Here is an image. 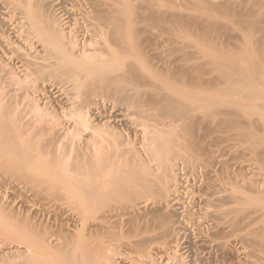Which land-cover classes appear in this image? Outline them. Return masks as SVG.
Wrapping results in <instances>:
<instances>
[{
	"label": "bare ground",
	"instance_id": "1",
	"mask_svg": "<svg viewBox=\"0 0 264 264\" xmlns=\"http://www.w3.org/2000/svg\"><path fill=\"white\" fill-rule=\"evenodd\" d=\"M10 1L11 0H9V2H7L9 4L8 6L9 7L12 6V9L17 8L19 10V13L17 12L18 10H15V9L12 12L11 7L9 8L7 6L8 10L9 9L11 10L10 11L11 14L15 13V12H17V15L21 14L22 12L20 13V9L22 8V10H21V11H23L22 15L26 19L24 18L25 19L24 20V24H21L23 22V19H21V18H23V17L18 15V18H16L14 21L17 22V25H18V20L17 19L20 18L21 20H19V21H22V22L19 23V26H16L15 23H13V21H11V23L8 22V21L11 20L10 18H13L15 15L12 14L13 17H11L10 16L11 14L8 13L9 17L7 18L8 14L4 15L5 12H6L5 11L4 14L2 13V15H4V16H2V15L0 16L1 18L3 17L5 20L7 18V20H8V21H5V22H7V24L3 22V26H4V24H6V26H8V23L10 25L13 23L14 25L13 24L12 25L14 27H19L20 28V30L18 32H21L22 30L26 29L27 26H29L27 28V32L29 31L28 32L29 33V35H28L29 38L27 37L26 40H23V39L26 38L25 36H27V34H26L27 32L25 33L26 35L24 34L25 31L22 32L24 34V36H23L22 33L21 34L19 33L22 37L18 33L14 34V35L17 34L16 35L17 40H19V38H20V40L22 39V41H24L26 45L28 43L27 40H30L29 42L31 44L32 43H36V41H37L36 46L38 45V42H39V44L43 42L44 45L40 44V48L42 49L43 46H47V45H45V42L52 43V44L48 43L50 46L48 45L47 47H43L45 49H42V50L40 49L41 50L40 52H42V51L44 52V50H45V52L47 53V55H46L47 57L45 56V53H44L45 57L43 56V58H44L43 61H45V62H43L41 60L42 56L39 55L40 52L37 53L39 51L38 47L35 48L36 50L34 49L35 52L37 51L36 53L38 54V56H37V54L35 52L30 51L31 54L35 53V55L34 54L32 55V56H34V58H35V56H36V58H38V59H36V58L33 59V62H37L39 60V58H40V61H42L41 62L42 64H40V62L38 63L39 66L36 63H34L35 66H33V64H32L33 62H32L31 64H32L33 67H30V68H34V67L37 66V68L39 70L43 69V71L40 70V71H42V72H40L41 74L39 73L40 76H42V73H43V75H45L44 74L45 71H47V74H49L53 70L51 75L54 72L57 73L53 77L57 78L59 76L57 79L59 80V78H61V80L60 81L57 80V84H58V82H60V83L57 86H56V84L53 85L52 82L50 84V81H48L49 83H47L46 82L47 80L45 81V79H44L47 74L45 76L41 77V78L44 77L42 82L43 83L46 82L47 86L49 84L50 87L53 85L52 88H54V86L58 87L60 85L61 86L60 87L61 90H62V87L63 88L66 87L65 85H69L68 89H70V88L72 89L73 94H72L71 91H69V92H71L72 95L69 94V92H67L68 91L67 88L63 89V91L67 90L66 92L65 91L62 92L60 90H57V88H56L57 93H59V92L63 93V94L64 93H68L67 96L65 94H64L65 96L63 94H61V95L64 96V98L68 97V96H72L73 97V95L75 94L74 97L77 99V102H78V99L81 100V102L78 104L79 105L78 108H77V106H75L76 105V99L74 97H73V99L75 100V102H74V100L72 101V99L70 97H68V100L66 101L68 103L63 102V104L66 103L67 106H68L69 102H70V104H71V102L75 103V104L72 103L71 106L69 104V106H70V108L72 106H73L72 108L76 107V109L78 111L77 110L75 111L72 108H71L72 110H68L67 111L69 114H71L70 112H73V114H75V115L72 114L73 116L71 115L73 117V119L71 117V119L73 121H75V118H77L78 115H79L80 119L82 117H83L82 119H84L82 121V119L80 120L79 118H77L80 121V123H82V125H80V123H79V125L82 126V127L81 128L79 127L78 129L74 128V129H76L75 131H78L77 135L79 137L75 135L76 132L74 133V129L73 130H69L70 134H68V132H65V134H68V137H69L71 135V133L73 132L72 134L75 135V136H73L74 139L77 137L76 140H78V138L80 139V137H81L80 135H82V133H83V132H81V130L79 131V129H82L84 127L86 129L90 128L91 130H93V132L91 133V132L87 131L88 137L91 136L90 133L92 134V136L90 138H88V137L86 138V139H91L90 140L91 144L88 142V145H87L86 142H85V144L82 145V147H85V145H86V148H83L84 150L80 149L81 148L80 147L81 144H79L80 146L78 145L76 147V140L74 141L73 137L71 138V139H73L72 140L73 142H69L68 143V141L62 140L64 142H66V143H63V142L59 143L60 142L59 141V142H57L58 144L55 145L56 143L54 144L53 143L54 141H49L48 139H46L47 137L44 136L45 133H44V135L41 136V134H43V133L41 132V134H40V132H38V130L39 129L41 130V128H42V122H47L46 119H48L49 117L45 116L44 113L46 112V114H47V112L49 111L50 108L48 109V111H47V109L45 110V108H48L47 107L48 101L46 103L44 102L45 103V107L41 106V109L43 107L44 108L43 110H45V111L42 110L44 112L43 113L44 116H43V114H42V116H43L44 119L46 117L45 121L44 120L42 121L43 118L40 116V113H41V110H39L40 108L39 109H38V107L35 108L37 106L36 101H33V103L35 102L34 104L31 103L32 100L34 99V97L31 96V97H33L32 100H31V97L29 98V101H28V99H26L27 101L25 100V98H28L30 95H32V94H30V92L32 93V92H34V90L30 91V89L28 90L26 88L29 91V95H28V92L24 91L25 87L22 88V84H20V86H21V89H20L19 82L20 81H21L20 83L24 82L26 84V86H27L28 83L26 81H28L29 78L33 76V75L30 76V73L32 71H34V70H30V73L28 72L30 77H27L28 73L27 72L25 73L24 71L25 70L28 71L30 69L28 65L31 66V64L28 63V62H31L32 60L26 58L28 60V62L27 61L26 62H22L23 59H20V63L22 62L23 64L22 63L21 64L18 63V65L20 64L19 66H21V65L23 66V67L21 66L22 67L21 69L19 68L21 71L23 69L22 74L19 72V73L14 74V75H16L15 78L17 77L18 74L23 75L25 73V75H27L24 78L21 77L23 79V81L20 78L21 75L18 76L19 77L18 80L16 79L17 81H19L18 84H16V87H17V89L19 87L20 92H21L22 89H24V90H22L23 93L22 92L20 93L19 89H18V91L16 89L15 90H11V93H9L10 91L6 92L7 89L9 90V88H6V86H11L12 89H13L15 87V84L13 85V82H11L13 78L11 76L8 77V75H7L8 78L11 77L12 79L10 78V80H11L10 81L7 78L8 81L6 82V84L10 83L11 85L10 84L6 85L5 84V80H4V79H6V77L5 78L2 77V74L0 73L1 74L0 77L2 78V80H4L3 81L4 82L3 85H5L4 87L6 89V90L5 89L3 90L2 88H4V87L0 86L1 87L0 90L2 89L1 92H0L1 93L0 95L2 96V93L5 94V97H4L5 99H6L7 93H8L9 96H11L14 91H17L16 93H18V95L19 94L27 95V96H24L25 97L24 100H23V98L21 99V97H18L19 99H21L19 102H21V101H22L21 103L24 102V105L27 103L26 107H24L23 104H22L23 105L22 106L19 102H17L19 99H17L16 98L17 96L14 95V97L17 99L15 104L19 103L18 105H16V106L19 107V108L18 107L17 108L20 109L21 107H24V109L26 108L25 111L27 110L28 112L31 109V108L28 109L29 108L28 105H30V104L31 105H36V106H33L32 109L35 108V112L38 111V113L37 112L35 113L34 110H33L31 113L33 114V112H34L35 114H33L32 117H31L32 119L31 118L30 119L34 120V118H33L34 115H35V117H36V115H39V118H37V119L39 121H41V124L39 123V121L36 122V120H37L36 118H35V122L34 121L32 122L31 120L29 121L28 116L30 117L31 113L27 114L28 115L27 116L26 112L23 111L24 110L23 108H21V110L23 109L22 111H20V110L18 111L16 106L14 108L12 106L13 109H11L10 107L7 108V105H5V107H4V103H3V105L1 103L5 99H3V97H2V99H3L2 100L1 97H0V101H1L0 102V173H3L5 176L7 175V177H8L7 179H10L9 176H8V175H10V177H11L10 180L12 181L11 184H13L15 186L17 185V187L18 186H22L23 188L25 187L24 190L27 193H28V190L31 193H34V191L36 190L35 192H37V193H35V194L37 195L39 191H37L38 188L37 189H35V188L38 187V186H35V188L33 187L32 189H30V186H33V185H36V184L37 185L39 184V187L43 188L42 192L45 195L47 194L46 197L48 196V199H45V195L41 192V189H40V192L42 193V195L44 197V199L43 198L42 199L45 200V201L42 200V202H41L40 201L41 200L40 197H39L38 201L37 200L34 201L33 199H35L34 198L35 194H31V195H34V197L31 196V195H30L31 197L28 196V198L29 197L30 198L33 197V198L32 199L29 198V200H27V201L30 202L29 203L30 205H31V203H32V205H35L33 203V202H35L37 204L36 206L38 207V209H42V211L39 210L40 211L39 212L36 206L35 207H36V210H37L38 214L35 213L36 212L35 209H34L35 211L31 210L32 213L30 211H29V213H27L26 211H28V209L26 211L24 210L25 211L24 212L25 215L27 214L28 216H29L30 213H31V215H33V212H34L35 215H33V216L36 218V221L38 219V223L37 224H41L43 222L42 220L47 218V216H46V218L41 219L39 221L40 217H44V216H41L39 213L43 214L45 212L44 211L45 209H48V210L50 209V212L48 210H46V213L47 212L51 213V214H49L48 217H50L53 214L52 212H56L55 209L57 207H59V206H60L59 208H60V212H61V209H62L61 205L62 204H60V203H65L63 205L64 206H68V207H63L64 210L62 209V214H64L63 211H65V209H69L68 211L67 210L65 211L68 214V212L70 211V208H71L70 212L72 213L74 211L75 214L73 213L74 215H71L70 212H69V216L75 217V219L78 220L77 222H80V223L82 222L83 223V221H84V223H85V221L87 219L88 220L89 219H94L93 221L95 223L92 222L93 225H91V226L89 224V222L91 220L89 222H86L85 225H83L81 223L83 225L81 228H83L84 226L87 227V225H88V227L86 228L87 230L89 228L88 231L87 230L84 231L83 229H81V231H80L81 224L79 225V229H78L77 226H76V224H77L76 223L73 228H76L75 230L78 229L79 231L78 230H77V232H75V230L71 231V232H74V234H71L70 230H69V232L67 231L68 229H72L73 230L72 227L68 228V227H70V225L72 223L69 224V226H68V223H67V228L68 229L66 228L67 230H65V231L68 232V233H66V236H61L60 235L58 237L60 239L57 242H55V239H54V241H52L53 239H51V238L47 237L48 239H46L45 238L46 235L43 236L44 235L43 234L44 230L46 229V228H43V226H42L43 224L41 225L42 226L41 228H43V232H42L41 231L42 229L40 230V228H38L40 226L37 225L38 226L37 227L35 225L36 224L35 221H34L35 224H33V221H32V224H31L30 221H28L29 219L31 220V217L30 218L28 217L27 223L25 222V224H24V226L27 228L26 229V228L22 227L23 226L22 219L25 220L24 217L27 218V216H25L24 213L21 212L23 218L20 217L22 219H20V218L17 219L19 216L17 215L18 217L17 218L15 217L16 214H14V212L12 211L13 208H12V210H10L11 208H9V211H8L7 210L8 206L4 205L5 207H7V209H6L7 210L6 217L9 216L8 214H11L12 217H11V215L8 218L3 216V215H5L4 211H6V210H5L4 207L0 208L1 209L0 211L3 213V214H0V220H1V222H0V224H1L0 225V229H1L0 234H1V236L5 240H7L9 238H10L9 240H12L13 236L15 235V233L19 232V234L20 233L21 234L17 235V237L19 236L21 238V235H22V238L26 237L29 241L31 240V242L29 243V246H28V244L27 245L24 244L23 247H25V249H26L27 246H28L27 249H30L32 253L28 254L30 252L29 250H27V251H29L28 253H25L27 251L24 252V250H23L20 255L18 254L20 256V258H21V256L23 257V260H21V262H19V264L20 263L27 264L29 262H30V264H111L115 258L112 257V256L109 257V254L111 255L112 253H108V252H110V251L115 252V251H113V247L116 246L117 243L121 244V246L119 245V247L116 246L117 248L121 247V249H123L122 248V246H123L124 248H127L130 251H133L134 252V256L136 254L135 252H137V253L139 252V255H141L140 253L143 254V240H144L143 237H145L144 236L145 233L146 234H147V232H148V234L155 233L154 232L155 231L154 228H156V226L161 229L163 227V225H164V227L166 229L163 227L162 229L165 230V231H163L161 229L160 230V231H162L161 233L167 232V233L171 234L173 232V231L171 232V229L174 228L173 225H170V224H173L172 221H170V220L173 217H175V215L172 213L173 214V217H172L171 216L172 214H170V213H171V211H173V209L175 210L176 203L178 202L177 201L176 203H174L175 200L179 199V198H177V196H176V199H175V195H174V193L177 192L176 189L178 188L177 186H179V185H177L176 186L177 188L175 187V190H173L174 189L173 186H174L175 181L177 179L176 180L174 179L175 181L174 180L171 181L172 177L176 178V176L173 175L174 173H171L172 174V176H171L169 171H173L172 165H173V163L175 164V162L172 163L173 160L171 161L169 157L166 158L165 157L167 155L166 153L167 152H169V153L170 152L171 153L175 152L174 154L177 157H180L182 153L183 154H187V156L190 155L193 158L197 157V150L193 146V133L196 130V127H198V126L202 127L203 124H205V126H207L208 121H209L208 120L209 117H214L215 120H216V118L219 117L218 118L219 120L217 119L218 123H216L217 126L215 125L216 126L215 132H217V133L221 132L223 125L226 123V120L223 118V116L225 115V112H224L223 108H225V106L228 104L227 103L228 100H225L226 98H225V96H223V94L226 91L229 92V94H231L232 103H234V104L238 103V94L240 93V91L244 90V91L247 92V97L255 98L257 101L260 102V103H256L255 104L256 108H264V58L262 59V58H260L259 55H256V52H255L253 44L250 41H248V40H244L242 45H241V43H240V45H237L239 47L236 46L235 49H233L232 52H230V51L224 52V50L221 51L219 49H216V50H213V51L211 50L212 52L210 50L209 51L207 50L209 53H211V54L208 55L209 59H210V60H208V61H210L208 63V65L209 66H213V70H215V72L218 73L217 76L219 77V79L220 78H222V79L219 80L218 77L216 76L217 79L212 78V80L214 79V81H215V82H212L207 77L212 72L210 70H209L210 72L208 71V73H210V74H206L205 75L208 79H206V78L204 79V77L200 78L201 77L200 75L198 77L190 76V78L193 77L192 80L189 78V80H191L190 83L192 82L191 84H194L193 86H195L196 88L197 87L199 88V90H198V88L194 89L195 87L191 86V90L194 89V91L192 93V91H190V88L189 89L187 88L188 86L190 87L191 84H189V82L186 81V80H188V79H186V76H188V74H190L191 72L193 73L192 75H196L194 71H196L197 69L195 70V68H193V69L191 68V67H195L194 65L191 66V67H190V65H187V66L190 67L189 69H190L191 72L189 71V69H188V72H190V73L186 72L187 71L186 70L187 66H185V65L188 64V62L190 60H188L187 63L184 65L186 68L181 66L182 68L185 69L184 70L185 73L186 74L188 73V74L187 75L184 74L185 75L184 76L185 80L182 79L183 81H186V82L181 81V85H180V83L178 85L182 86V82L183 83H187L188 82L187 83L188 84L187 87H186V85L184 86V84L182 86V87H185L186 88L185 89V88H179V86H177V83L175 84L174 80H176L177 78L174 79L175 77L174 78L172 77L174 80L173 79L169 80L170 79L169 77H168L169 79L167 78V76H170V75L172 76L173 74H171V73L175 72V71L174 72H170L172 70V68H170L171 69L170 71H166V73H165L167 75V73L169 72L170 75L168 74L166 76L162 72L165 75V77L164 76L162 77L163 74H161V72L160 73L158 72L159 69L155 65H159V64H157L158 62L160 63V65H161V62L164 64L166 62L164 59L163 60L165 62H163V61L160 62V60H158V62H157L155 60L159 59V57H157L155 60H154L155 57L154 58L152 57L153 60L155 61L154 62V61L151 60L152 59L151 57H150L151 59L149 58L152 61L151 63H153V62H154V64L156 63L154 66L157 68V71L154 70L155 71V73H154L153 72V69H154L153 67L154 66H152V69H151V66H150L151 63L149 61H146L147 57H143V53H141V51L143 49L140 47L141 43L138 42L139 40L141 42V39L143 37L142 35H140V33L142 31L140 26H142L143 28H147L146 24H147L148 21L146 20V18L147 19L151 18V16L147 17L148 14L146 15V18H144L145 14H144V17L141 15V14H143L141 12V10L143 11L144 9H140V8L144 7L143 3H145V0H142L144 2H141L140 0L138 2V3H140V5H142V7L141 6L139 7L138 3H136L138 0H89L91 2L90 4L88 2L86 4H84L83 2L85 0H82L81 4L86 5V7H87L88 4L92 6L91 8H89L90 6L88 5L87 8L90 9V12L92 14V15L90 14V16H89V18L92 17L91 18L92 19L91 23H93V21H94L95 24L93 23V24H89L88 25V20L86 21V19H89L88 18L89 14H85L86 16H83L84 14L82 13V11L78 10L79 12H77V10H76V12L79 15L83 14L81 16L82 19H83V17H86V18H84L85 20L84 19L82 20L81 18H80V20H82V22L86 21L85 23L88 25V27H90V25L93 27V29L90 27V30H89V31H91L90 34H92V32H94V30H95L94 36L96 38L93 37V35H92V37H93L92 39L95 38L97 40V42L99 43V45L96 43V45H97V46H95L96 49H92V48L90 49V51H91L90 54L91 55L90 54L87 55L89 52H86V50L84 48L81 49L82 50V55H81L80 54L81 50L79 49L80 47L78 48L79 49L78 51H80V52L76 51L77 47L75 48V51H73V49H74L73 47L76 46V45H73V46L72 45H67V43H65V40L62 38L63 37L62 34H60L61 38L57 37L56 33L57 32L60 33V31L57 29V32L55 33L54 27L55 28H57V27L55 26V24H53L54 26L52 27V25L50 23L51 22L50 18L48 20L45 18V17H49L48 15L46 16V14H47L46 11L47 10L45 11L46 12V14H45L44 10H42V8H40V6L43 7V5L39 4L40 5L39 6L38 4L35 3V1L37 3H39L42 0H39V1L35 0L34 2H32L33 0L32 1L25 0L24 2H22L23 0L22 1L20 0L22 3H20L19 0L18 1L15 0V1H17L19 3L18 5L21 6V8L18 7L17 3L15 4L17 6L14 5L15 7L13 8L12 3H14V0L12 2H10ZM27 1H28V4H26ZM248 1H250V0H248ZM2 2L6 3V1L4 2L3 0H1V4H0L1 6H2ZM44 2H46V1H44ZM44 2H42L41 4H45ZM147 2H146V4H147ZM150 2L151 1H149V3ZM189 2L192 3L193 7L196 8V9H198L200 7V5H201V1L200 0H192V1H189ZM235 2H236V0H235ZM7 3L4 4L5 6H2V8L3 7L6 8ZM23 3L26 4L27 6L25 5V7H24ZM76 3H79L78 5H80V2H77V0H76ZM252 3L253 2H251V4ZM150 4L151 5H149V4L147 5L149 7H147L146 5L145 6L148 9L151 8L150 6H152V5L154 6V2L153 1ZM202 4H203V2H202ZM83 5H80V6H83ZM153 6H152V8L154 9V11H152L153 9H149L152 13H154L153 15H155L154 17L152 16L151 22L155 21V19L157 17L158 18L156 19V21L159 20L160 22H161V20L163 18H165L167 16L169 17V15H167V16L163 15V14H167L168 13L167 11H164V9H162L161 7H159V9H158L156 6H154V7ZM44 7H45V9H47L46 6H44ZM213 7H214L213 9H216L215 5ZM253 7H257V5L253 4ZM5 8H4V10H5ZM77 8L78 7L74 8V9H77ZM85 8H84V10H85ZM201 8H203L202 5H201ZM248 8L250 9V7H248ZM79 9H81V7ZM138 10H140V11H138ZM43 12H44V14H43ZM80 12L82 14H80ZM85 12L89 13L86 10L84 11V13ZM138 12H141V13L138 14ZM229 13L230 12H228V14H225L226 15L225 17L230 15ZM151 14H149V15H151ZM259 14H260V16H262L264 18V14L263 13H259ZM172 15H175V14H171L170 15L171 17H169V19L172 18ZM220 15H218L219 16L218 17V16H216L214 14L211 15V13H210L209 16L206 17L207 19L205 18L204 21H203L202 17H196V16H190V17H188V19L190 21H192V22H195V23H196V21H198V22L200 21L199 23H201V21H203L206 24V26L208 27L209 30H217L219 27H221V20L220 19L224 18L223 14L221 15L223 18H221ZM168 17H167V19H168ZM173 17H174V19L173 18L172 19H173V22L175 23V20H176L175 18H177V15H176V17L175 16H173ZM228 17H227V19H228ZM179 18H181V16L178 17L177 19H179ZM183 18L184 17L182 16V19ZM172 19H171V21H172ZM45 20H47V21H45ZM2 21L0 22V24L2 23ZM26 21L28 23V25L26 24L27 26H25ZM156 21L153 22V23H159V22H156ZM179 21H181V20H179ZM144 22H146L145 27L143 25ZM203 22L201 24H204ZM52 23H53V21H52ZM20 24H21V26L24 25V27H23L24 29L20 27ZM224 24H225V22H224ZM148 25H150L149 22H148L147 26ZM13 26H10V27H13ZM8 27L7 28L3 27V28H6L7 31L8 30L12 31V29L14 28L13 27L12 29H10ZM88 27L86 28L87 30H88ZM3 28H1V30ZM15 30L17 31V29H15ZM89 31H88V34H89ZM146 31L147 30L142 31V34H143V32L145 33ZM150 31H148V32H150ZM59 33H58V36H60ZM152 34L153 33H151L148 36H151ZM32 35H33L32 38H36L37 37L39 40L38 39H36V40L34 39V41H35L34 42L32 40V38H31ZM140 36H142V37L140 38ZM62 39H63L64 43L62 42ZM190 40L191 39H188V37H185V38L182 37L181 40L179 38L180 42L183 41L186 44L188 42H190ZM19 41H18V43L22 44V41L21 42H19ZM208 42L210 43L211 41L208 40ZM190 43H192V41ZM12 44H8V46L11 49L14 48V50L17 48V50L14 53L12 52L13 50L10 51L11 53H13V54H11V53L10 54H11L12 57H13V55H15L14 57L17 60H19L17 58L16 54H18V55H19V53L23 54L22 52H24L25 50L24 51L21 50V47L23 46L24 43L22 44V46L19 47V49L16 46L11 47ZM31 44H30V46H32ZM63 44H64V46L66 45V47H64ZM205 45L201 46V47L196 46V49L198 48L199 50L198 49L196 50L195 46H194V49L196 51H202V50L204 51L205 48H206ZM27 46L29 47V45H27ZM70 46H72L73 49ZM34 47H35V45H34ZM34 47L32 46V47H30L32 49H30V48L29 49L33 50ZM67 47H68V49H67ZM26 49H28V48H26ZM18 50L21 51V52H19ZM83 50H85V53H83L84 52ZM28 52L29 51L26 50V52H24L25 53L24 55L28 56V55H26ZM43 52L40 53V54L42 55ZM75 52H77L80 56L77 53H75ZM137 52H139V53H137ZM8 53H9V50H8ZM133 53H137L139 55H135L134 54V57H130V56L133 55ZM31 54H29V56ZM24 55H22V56L20 55L21 58H23ZM77 55H78V57H76ZM139 56H141V57H139ZM29 58H31V56ZM143 58L145 59V61H144ZM186 58L187 57H185V59ZM149 59H147V60H149ZM160 59L162 60V58H160ZM202 62L203 61H201V63ZM205 62H207V61H205ZM205 62L202 63L203 67H201L202 65L197 66L198 67L197 71H201L200 72L201 75H202V73L205 72L204 70H206L205 69L206 66H204ZM43 63H45V64H43ZM24 64H26L28 67L26 65H24ZM148 64H149V66H148ZM189 64H191V63L189 62ZM192 64H195V62L192 63ZM197 64H200V63L196 62V65ZM25 66L27 67V69L25 68V70H24ZM209 66L206 67V68H209ZM237 66H238V68H237ZM199 67L204 69V70L199 69ZM37 68H35V69H37ZM49 70H51V71L48 72ZM184 71L182 69V71L177 72L178 74L181 73V76L179 74L178 78L182 77V73H184ZM233 71L236 74H233L232 73ZM156 72L160 74V77L163 78L162 80H159L160 78L158 79V77H159L158 75L159 74L156 75ZM198 73H197V75H198ZM35 74H36V72H35ZM56 75H58V76H56ZM175 75H176V73H175ZM34 77L32 79H34ZM37 77H38V79H37ZM15 78H14V80H15ZM39 78H40L39 76H36L35 80L37 79V80H39L41 82V80ZM24 79H25V81H24ZM46 79H52V78H48V75H47ZM164 79L165 80L166 79L169 80V82L171 81V83L173 81L174 84H172V85L167 84V85H170V86H167V85H164V82H163V84L158 82V80L159 81H163ZM16 80L14 81L15 83H17ZM167 80H166V82H167ZM217 80H219V82ZM210 81H211V85H210ZM1 82L2 81L0 80V83ZM35 82L36 81L33 82V80H30V82H29L30 84L28 85V87L31 86L32 89H34L35 87L37 89V87H39V89H38L39 92L37 91V93H36L37 95H38V93H40V94L41 93L43 94V92L45 93V91H41L40 90V88L43 87V86H41V84L42 85H44V84L41 82L40 85H38L39 83L38 84L36 83L37 84L36 85ZM177 82H178V79H177ZM216 82L218 83L219 86H221L222 83H223L221 88H222V90L224 89L225 92L221 90V88L216 84ZM213 83H214V86H218L216 88H219L220 92H218L219 90L218 91L217 90H215V91L213 90L214 89V87L212 85ZM219 83H221V84H219ZM25 84H23V85L25 86ZM1 85H2V83H1ZM32 85H33V87L35 85L36 86L33 88ZM62 85H64V86H62ZM174 85H175V87H174ZM171 86H173V87H171ZM205 86L211 87L212 91L214 93L216 91H217L216 93L223 92V94L221 93V95L225 99L224 100H219L220 96L218 97L219 94H217V96H216V93H215V96L211 95V97H210V95H209L206 98H204L205 96H204L203 92L209 91V93H210V89L207 88V87L205 88ZM44 87H46V86L44 85ZM44 87H43V89H45ZM50 87H49V89H50ZM200 87L201 88L204 87L206 90L204 88L202 90ZM52 88L49 91H51ZM195 90H196V92H197V90L200 91L199 92L200 95L204 96V97H202L203 98L202 100L199 99L200 97L199 98L196 97L197 95H195V94H197V93L195 92ZM2 91H5V92H2ZM53 91H54V89L52 90V93H56V91H54V92ZM24 92H26V94ZM214 93H213V95H214ZM33 94H35V93H33ZM40 94L38 95L37 98L40 97ZM56 94H54V96H56ZM207 94H205V95H207ZM8 95H7L8 99H6L3 102H5V104L8 103V102H9V104L10 103L13 104L14 100H16V99L13 96H11L12 99L14 98V100L13 101H9V100H12V99L11 98L9 99ZM76 95H78V96L76 97ZM36 96H35V98H36ZM102 96H104L103 98L107 99L108 101L109 100L110 101L114 100L113 102H115L117 106L119 104L120 105L123 104L122 108L124 107V111L125 112L123 110H121L122 108L120 109L121 106L120 107L118 106L119 108L116 106L118 109H120L121 112L123 111V113H122L123 116H125V117L129 116V118L131 116L135 117L134 120L136 118L138 119V117H139L141 123L143 121L142 119L145 120L143 122L145 123L146 126L148 125L147 127L145 126L147 128V130L143 126L144 123L143 124L140 123L142 128L139 127L140 126L139 123H138L139 126L136 125L137 123H135V121H137V120H135V121L131 120V119H133L132 117L130 118V121H133L134 124H133V122L132 123L129 122V120H128L127 124L128 125L132 124L133 126L132 125L131 126L133 128L136 125L137 128L135 126L136 129H134V131L137 130L138 127H139V130H141V129L145 130V131H141L142 132V135L140 136L141 137L140 138L141 141L139 140V138H138V140L141 142L142 152H145L146 158H147V155H148V157H149L148 159L149 160L148 159L147 160L149 162L147 160L143 161L144 159L143 160L140 159V160H142V161H140V163H142V162L143 163L140 164L138 162L140 165L136 164L137 160H135V158L138 159V157H139V156L135 157V156H137L136 154H138V152L136 151L137 149L134 150V151H132L133 149L132 150L130 149L131 150L130 151L128 148H126L127 144L123 146V143L125 144V142L122 143V146L124 148L121 146L122 148L119 149L120 145H121L119 143L122 142L123 140L125 141V139L121 140L122 137H120L119 135L123 134V136H125V134L127 132L125 131L126 133H123L122 131L118 130L119 128L118 129L116 128L117 129V133H119L118 135H116V133H115L116 130H114V133L117 136V138L114 136L113 133H111L112 131L108 132L109 130H111V128L113 130V127H116L115 126L116 125L115 122L113 124V127H110L111 125L108 124L106 126L107 128L103 130L102 127L105 128V126H101V124H104V123L107 124L106 122H108V121H106V120L109 119V117L112 116V115L114 117L115 114H113L114 112L112 113V115H108L107 114L108 113V112H106V111H108L107 109L108 108L109 109L112 108L111 107L112 103L110 104L109 102H108L107 105L108 106L110 105V107H107L106 111L104 110L106 113L104 111L102 112L101 109L103 108L104 105L102 103L103 106H101L100 102L105 101V99L103 101L101 100V101L98 102V98L99 99L100 98L103 99ZM42 97H44V96L41 95V97H40L41 99H38V100H40V101L43 100L44 98L42 99ZM61 97H59V99ZM47 98H48V96H46L45 100ZM65 99H67V98H65ZM30 100H31V102H30ZM29 102H30V104H28ZM38 102L39 101H37V103ZM41 103H43V102H40V104ZM125 104H126V107L127 108L129 107V109H130V111L127 110L128 113L130 112L129 114H131V112H132L131 115H129L127 113V111H126L127 108L125 107ZM38 105H39V103H38ZM107 105H105V106H107ZM90 106H93V107L94 106L95 107L100 106L101 107V108L99 107L100 109L97 108L95 110L96 111L95 114H97L96 116L100 120H104L106 115L108 116L107 119L105 118V120H104L106 122L103 121L104 123H101L100 120H97L95 118V114H94L93 118H95L98 121L97 124L100 123L99 127H101L104 132L107 130L106 132L109 133V134L103 133V131H101V134H100L99 133L100 129L97 128V124H96L97 121L94 119V121H96V122H91L92 118H90L89 117L90 115H88V114L87 115H88V117L90 119V122L93 123V124L95 123L96 126H93L92 124H90L89 121H88V123H89L90 127H89V125H87L88 123L86 121L87 120V115H86L85 109L86 108L89 109L88 107H90ZM114 106H115V104H114ZM116 107H114V108H116ZM62 108H63L64 112H66V110L68 109V108L65 109L64 107H62ZM62 108H59V109L62 110ZM117 108H116V110H117ZM131 108L135 109L134 112L136 113V115H133L135 113H133V110ZM36 109H38V110H36ZM52 109L53 108H51V110ZM87 109H86V111H87ZM92 110L94 112V109H92ZM97 110H99V111L101 110V113H104L106 115L103 114L102 115V119H101L100 118L101 117V115H100L101 113L100 112L97 113ZM111 110L115 111V109H111ZM111 110H109V111H111ZM251 110H253V109H251ZM19 112H22V113L25 112V114L23 113L25 117H23V114L21 113L22 114L21 115ZM64 112L61 111V113H63L64 116H65V114H67V116H70V115H68V113L64 114ZM77 112H78V115H76ZM87 112H89V111H87ZM111 112H109V113H111ZM55 113L57 114V112H55ZM55 113H54L53 116H55ZM89 113L91 114V112H89ZM116 113H118V110L116 111ZM124 113L125 114L127 113L128 115L127 114L125 115ZM98 114L100 115V117L98 116ZM122 114L120 113V115H122ZM49 115H51V114H49ZM58 115H56V116L59 117L62 114L59 115V116ZM116 116L118 117V115H116ZM136 116H138V117H136ZM221 116H222V118H221ZM57 117H56V119L54 117V121H59V120H57L58 119ZM84 117H86V120H85ZM117 117H116L115 121H117V126H118L119 123H118L117 119H121L123 117H120V118L119 117L117 118ZM24 118L28 120V122L26 121L27 123L23 122ZM68 118L70 119V117H68ZM129 118L127 117V119H129ZM59 119H60V122H59L60 124L59 123H55L53 121V118H52V121L55 123V125L53 124V126L56 127L58 130L61 128V127L59 128L58 126H64L63 125L64 123L61 124V122L62 121H66V120H62L60 117H59ZM64 119H67V117L65 116ZM77 119H76V121H78ZM111 119H112V117H111ZM113 119H115V118H113ZM123 120H126V119L123 118ZM73 121L70 122V120H69V122H68V119H67L68 123H72V124L74 123L75 124L76 121L75 122H73ZM84 121H85V123H83ZM111 121H113V120H111ZM120 121H122V120H120ZM22 122L25 123V124L22 125ZM123 122H120V123H123ZM137 122H139V120ZM37 123H38V126L39 125L41 126V128H39L40 127L39 126L38 127L39 129H38V128H36V126H34V125H37ZM47 123H48L47 125H49L50 122L48 121ZM125 123H123V126H120L122 128V130L127 129V128H124V127L128 126ZM56 124H57V126H56ZM124 124H125V126H124ZM65 125H68V124H66V122H65ZM83 125H84V127H83ZM119 125H121V124H119ZM33 126H34V129H33ZM44 126H46V124H44ZM68 126H69L68 129H70V124ZM76 126H77V124H76ZM143 127H144V129H143ZM43 128H44V132H46L47 131L46 128H50V131H51V128H53V127H47L46 126V127H43ZM56 128H54V130L52 129L53 131L51 133H53L54 131L56 133H58L55 130ZM108 128H110V129H108ZM121 128H120V130H121ZM35 129H38V130H35ZM63 129H65V128L63 127ZM129 130L132 131L133 129H128L127 130L129 133H131V131H129ZM41 131H43V130H41ZM61 131L59 132L60 134H61ZM65 131H68V130L65 129ZM82 131H84V130L82 129ZM134 131H132V132H134ZM63 132H64V130H63ZM63 132L61 134L62 137H63ZM79 132H81L80 135H79ZM120 132H121V134H120ZM171 132L172 133H177V135L176 134L172 135V136H174L173 137L174 139L170 138L168 136L169 133H171ZM85 133H86V131H85ZM102 133L105 136L102 135ZM110 133L112 135H110ZM136 133L137 132H135V135H136ZM106 134L110 135V136L106 137L107 136ZM165 134L169 138H167V137L165 138V136H166ZM39 135L42 138L44 137L46 140H48L47 143H46V140L44 138L40 142L41 138L38 139ZM83 135H85V134H83ZM98 135H100V136H98ZM133 135H134V133H133ZM135 135H134V137H135ZM175 136H177V138ZM66 137H67V135H66ZM66 137L64 139H66ZM85 137H86V135H85ZM109 137H111V138H109ZM118 137H120L119 140H118ZM136 137H137V135H136ZM138 137H139V135H138ZM48 138H49V136H48ZM84 138H83V140H84ZM51 139L53 140L54 138H51ZM115 139H117L116 142H115ZM218 139H221V138H218ZM83 140H81V141L83 142ZM138 140H136V144L139 142ZM43 141H45V143H43ZM78 141L80 142V140H78ZM86 141H89V140H86ZM222 141H223V139H222ZM79 142H77V144ZM117 142H118V144H116V145H117V148H118V146H119V148L112 150L115 147V146L113 147V145H115V143H117ZM217 142H219V141H217ZM50 143H53L52 146H51ZM126 143H128V142H126ZM223 143H226V142L223 141ZM48 144H50V148H49V146H47ZM45 145L49 149L48 148L46 149ZM53 145H55V146H53ZM129 145H127V147H135V146H137L138 149L140 147L139 143H138L139 146L138 145L132 146L133 144L131 146H129ZM29 146H31L32 148L28 149ZM52 147H54V148H52ZM226 147L229 148L228 145L225 146L224 148H226ZM40 148H43L42 152H43V150H45V151L42 153L40 151L41 150ZM123 149H127V150H123ZM81 150H83V151L81 152ZM140 150H139V152H140ZM36 151H40L41 154H43L45 157L47 155V159L44 158L43 155H42V157H37V154L40 153V152L37 153ZM34 152H36L37 154H35ZM132 152H134V154ZM135 152H137V153H135ZM129 153H130V156H131V154H133L132 156L134 158L133 157L130 158ZM162 153L165 156H163ZM223 153H226V151H223ZM143 154H141V155H143ZM127 155L129 156V159L127 158ZM138 155H140V153ZM35 156H36V158H35ZM124 157L128 161L125 160ZM123 158H124V161L122 160ZM140 158H144V156H141ZM67 159H68V162H70L71 164L70 163H66ZM69 159H72L74 161L71 162V160H69ZM124 162L127 165H129L128 168H127V165L124 164ZM123 165H126V169L127 170H125V168H124L125 166H123ZM122 167L124 169H122ZM3 174H0V176L1 175L3 176V177L1 176L0 181L3 180V182H4V180L6 181L7 179H5L6 177ZM263 176H264V174H263ZM260 178H263V177H260ZM171 182H174V183L172 184ZM177 183L178 182H176V184ZM3 184H4V186H6L5 184H7V182H4V183H2L0 185L3 186ZM8 184H9V181H8ZM8 184H7V186L5 188H9ZM218 184H221V189L223 187V190L219 191V195L220 194L222 195V193H223V195L221 197L223 199V201L224 200H229V201H231L233 203V204H229V207H228V205L225 204V207L226 206L228 207V208L226 207L227 209L224 207V203L223 204L221 203L223 201H221L220 198L219 199L217 198V195H218L217 191L220 190L219 189L220 187H216V186H219ZM218 184L215 185L216 188L213 187V189L214 188L216 189V190L215 189L213 190L216 193H213V191H212L211 194L209 193V195H208V196H210V195L213 194L212 195L214 197L213 200H209L207 198V195H205L206 196V201H208V202L210 201L209 202L210 204L209 205L205 204L204 206H207V207L210 206V207H209V209L205 207L208 210V211L205 210L206 211L205 212V217H207V218L203 217V220L207 219L209 221L208 225L210 224L213 232L215 231L216 233H221V232L227 231V233L230 232L231 235H233L235 233L236 234V237H235L236 239H237V236L240 234L239 239L240 240L242 239L241 241H243L242 242L243 244H244V242H246V243L248 242L247 244H249V243L251 244L252 243L255 246V248L259 250L258 252H261L262 255L261 256L258 255V256L262 257V259L260 257L259 258L261 260H263V261L260 262V264L264 263V256H263L264 255L263 254L264 253V191H263L264 188L262 187V185L260 186V188L258 186L259 189H261V187H262L263 190L262 189L261 190H252L250 192L251 194L247 195V194L244 193L245 194L244 195V194H242V191H240V189H238L235 186H232L231 184H230L231 186H228L225 183L226 186L229 187V189L224 188L226 186H224V184L222 186V182L221 183L219 182ZM261 184H262V182H261ZM263 185H264V183H263ZM11 187L12 186H10V188ZM252 188L253 187H251V189ZM11 189H13V188H11ZM14 189L15 190H13V191L15 192L16 191V187ZM20 189H21V187H20ZM5 190H8V189H5ZM32 190H34V191L32 192ZM23 191H22V194H24L25 197H26L28 194L23 192ZM40 192H39V195H40ZM224 192L225 193L228 192V194H225ZM215 194H217L216 197H215ZM224 194L227 195V196L224 197L225 196ZM42 195H41V197H42ZM150 195L153 197V199L158 198L159 201H158V199L156 200L157 201L156 203L154 201H147L149 199V198L147 199V197H149ZM115 196L118 197V198H116V200L119 199L117 202H115V199H114ZM155 196H156V198H155ZM212 196H210V197H212ZM37 198L38 197L36 196V199ZM112 198L114 199L113 202L115 203V205L111 201ZM216 198L221 201V202L220 201L219 202L223 205L222 208H224L225 211H223L224 209L219 207V206H221V204H219V202L217 203V204H219L218 205L219 210H218V207L215 206L217 208V210L210 211L211 206L213 207V205H211V204L216 203V201H214V199H216ZM204 199H205V197H204ZM30 200H32L33 202L30 201ZM46 200H48V202ZM49 200L51 202V205H50ZM108 200L111 201L110 202L111 204L108 202ZM144 200H146V201L144 202ZM149 200H151V199H149ZM36 201L39 202L40 205H41V203L46 202L47 205L50 206V208H41L42 206L39 207V203H37ZM211 201L212 202L214 201V202L211 203ZM52 202H54V205H56V204H60V205L59 206L57 205V207L56 206L54 207V206H52ZM150 202H153V204H151ZM203 202L205 203V201H203ZM226 202L227 201H225V203ZM173 203H174V206H172ZM43 204H45V203H43ZM106 204H108L109 206L111 205L110 207H108L109 209L108 208L104 209V208H106V207H104V206H106ZM217 204H215V205H217ZM1 205H2V203H1ZM153 205H156V207H157V210L155 209L156 210V214H157V212L161 211V212H159L157 214V216L153 214L156 217L151 215L152 217H154V220H153L152 217L150 218V212H152L154 210L153 208H156V207L152 208ZM230 205H232V206L234 205V206L230 208ZM69 206H70V208H69ZM158 206H159V209H160V206H161L160 210L158 209ZM177 206H178V203H177ZM32 207H34V206H32ZM32 207H31V209H33ZM51 207L52 208L54 207L55 209L51 211V209H52ZM172 207H173V209H172ZM2 208H4V209H2ZM149 209H150V212L148 214L147 212H148ZM15 210H16V208H14V211ZM57 210L59 212L58 208H57ZM155 210L153 211V213H155ZM175 211H173V212L175 213ZM16 212H18V211L16 210L15 213ZM21 214L19 212V215H21ZM36 214L40 215L39 218H38V216ZM62 214H60V216ZM202 214H204V212L203 213L201 212L200 215H202ZM1 215H2V217H1ZM55 215L50 217V218L54 219ZM202 216H199L200 219H201ZM57 217H58V215H56L55 218H57ZM62 217H64V216H62ZM67 217H68V215L66 217H64V218H67ZM147 217H148V220L149 219L151 220L150 221L151 223L147 220ZM35 218L33 220H35ZM50 218H48L46 221H48ZM75 219H71L72 220L71 222L74 223ZM197 219H199V218H197ZM50 220L47 222L48 223L47 224L48 227L50 226L49 225ZM145 220H147L148 223H150V224H153V222H154V225H156L154 228H152V225L149 224V227L154 229V231H151V232L148 231V230H147V232L145 231L146 227L144 228L143 225L146 224V226H148L147 223H146L147 221H145ZM152 220H153V222H152ZM11 221L15 225L11 224L12 223ZM64 221L68 222V220H64ZM144 221H145V224H143ZM201 221H202V219H201ZM39 222H41V223H39ZM197 223L198 222L196 221V226H198ZM204 223L206 224V222H204ZM239 223H242V224L238 225ZM20 224H22V225H20ZM65 224H66V222H65ZM205 224H204V226H205ZM243 224H245V226H244L245 229L243 227H242V229H244L245 233L242 232V233L238 234V232L240 231V230H238V227L241 226V225L243 226ZM19 225L21 227H19ZM72 225H74V224H72ZM14 226H17L18 228H20V231H19V229L17 227H14ZM171 226L173 228H171ZM196 226H195V228H196ZM204 226H203V228H204ZM44 227H45V225H44ZM149 227H147V228H149ZM16 228L18 229V231L16 230ZM23 228L26 231H24ZM159 228H156L157 229L156 232L159 230ZM211 228H209V229H211ZM240 228L241 227H239V229ZM21 229H22V231H21ZM242 229H241V231H242ZM48 230H49V228H47L45 230L47 236H48V233H47ZM143 230H144L145 233L143 232ZM204 230H206V228H204ZM24 232H26V233H24ZM78 232H80V233H78ZM81 232H84V233L82 234ZM22 233H24V235ZM216 233H215V236L216 237L217 236L220 237V235L219 234L216 235ZM25 234H26V236H25ZM64 234H65V232L62 235H64ZM169 234H167V236ZM222 234H224V233H222ZM241 234H243L242 238H241ZM159 235L162 236V234H160V233H159ZM164 235H166V234H163V236ZM202 235L203 234H201V236ZM211 235L213 236V234H211ZM226 235L227 234L225 233V238H227L228 236L230 237V234L227 237H226ZM204 236H205V238H206V236L208 237V232H207V234H205V232H204ZM212 236L209 237L210 241H211V239H213L215 237L214 236L212 238ZM2 237H0L1 238L0 243L4 240ZM216 237H215V240L217 239ZM219 237H218V239H219ZM232 237L234 239V236H231L230 238L232 239ZM198 238H196V240ZM221 238L219 239L220 241H221ZM145 239L147 240L149 238H145ZM200 239L202 240V237ZM218 239L216 241L214 240L215 243L219 242ZM229 239L228 240L227 239L223 240L221 243L219 242L218 244H215L213 242H208L207 238H206L207 241L204 240L205 241L204 243L201 240L200 241L198 240L197 242H199L200 245H201V242L203 243L201 247H204L203 245H205V246L208 245V248L210 247L209 248L210 250H211V248H214V249H218V250H220V252H223V253L226 254L227 251L228 252L232 251L231 253H233V250H234V248L236 247V245L238 243L235 239L233 241H236V242H233V243L230 242L229 243ZM239 239H237V240H239ZM9 240H7L8 243L10 242ZM25 240L26 239L24 238L23 241H25ZM28 240H26L27 242L25 241L24 243H28L29 242ZM224 241H226V242H224ZM146 242H149V240L146 241ZM8 243L7 242L4 243L6 245L3 244L5 247L3 246V248L1 247V249H4V248L7 249L8 248L7 247ZM113 243H116V244L113 246ZM147 245H148V243H147ZM231 245H233L234 248ZM157 246L159 247V244ZM163 246H165L164 249L168 247V246L166 247V245H162L161 247H163ZM230 246H231V248H230ZM109 247H110V250L108 249ZM242 247L241 246L239 247L240 248L239 249V254L241 252H243L244 251L243 249L245 248L246 252L248 251L247 249H250V251H249V255H250V252L252 251L251 250L252 249L251 245H248V247H250V248H247L246 245H245L244 248H242ZM145 248H146V246L144 247V249ZM241 248H242V250H241ZM146 249H148V248H146ZM154 249L155 248L153 246V248H152L153 252L156 251V249L155 250ZM206 249H207V247H206ZM206 249L202 248V250H205V251H206ZM10 250H13V249L10 248L9 251ZM124 250H126V249H124ZM163 250L158 248L156 253L158 252L159 254H161L163 252L162 254H164V251H166L167 249H165L164 251ZM168 250H167L168 253H170V248ZM240 250H241V252H240ZM253 250H254V248H253ZM167 251H166V253H167ZM208 251L209 250H207V252ZM214 251L218 253V251H216V250H214ZM255 251L257 252V250H254V253H255ZM20 252H21V250H19V253ZM133 252H131V253H133ZM151 252H150V254H152ZM220 252L218 254L221 255ZM237 252H235V253H237ZM252 252H251V254H253ZM173 253H174V251H173ZM209 253H211V251ZM243 253H241V254L243 255ZM22 254L25 255V256L26 255L30 256V257H28V259L30 258L29 262L26 261V257H24ZM114 254H112V255L115 256ZM159 254H157V255H159ZM162 254L160 256L161 260L163 261L164 258L166 260V257H164V256H163L164 258L162 259ZM171 254L172 253H170V255ZM237 254L235 255L236 259L238 258ZM247 254H248V252H247ZM247 254L244 255L245 259H248ZM136 255L139 256L138 254H136ZM228 255L229 254H227V256ZM232 255H229V256L231 257ZM240 255H239V257L241 258L242 255L241 256ZM147 256L148 257H152L151 255L149 256V254L146 255V257ZM156 256H154L153 259H156L155 258ZM199 256H201V255L199 254ZM246 256H247V258H246ZM141 257H142V255H141ZM173 257L175 258V256H173ZM230 257H229V259L233 258V257L232 258H230ZM250 257H251V255H250ZM131 258L132 257H130L129 260ZM134 258H136V256ZM221 258H220V260H221ZM224 258H226V260L228 259V257H225V256H224ZM118 259H120L121 261L122 260L124 261V258L121 259V258L118 257ZM150 259L151 258H149V260ZM167 259H168V257H167ZM253 259H252V262L254 261ZM24 260L26 261L25 263L23 262ZM222 260H223V258H222ZM238 260H239V258H238ZM242 260L244 261V259H242ZM248 260L250 261V259H248ZM256 260L258 261V259H256ZM1 261H0V263H1ZM116 261H117V259L115 260V262ZM141 261H143V260H141ZM159 261H160V258H159ZM223 261H225V260H223ZM118 262H120V261H118ZM129 262H131V261H129ZM152 262H153V260H152ZM154 262H157V260L154 261ZM228 262H229V260H228ZM232 262L234 263V260ZM238 262L239 261H237V263ZM142 263H140V264H142ZM164 263L165 262H163V264ZM166 263L169 264L170 261L168 263V260H167ZM255 263H257V262H255ZM1 264H7V263H1ZM16 264H18V263H16ZM112 264H115V263H112ZM131 264H133V263L131 262ZM155 264H158V262L155 263ZM160 264H162V262ZM235 264H236V262H235ZM242 264H245V263H242ZM250 264H251V262H250Z\"/></svg>",
	"mask_w": 264,
	"mask_h": 264
},
{
	"label": "rangeland",
	"instance_id": "2",
	"mask_svg": "<svg viewBox=\"0 0 264 264\" xmlns=\"http://www.w3.org/2000/svg\"><path fill=\"white\" fill-rule=\"evenodd\" d=\"M4 2L6 1V3L7 2H9V0L7 1V0H3ZM13 0H11L10 2H12ZM18 1V0H17ZM17 1H15L14 0V3H12V5H13V8L15 7V6H17L19 3L17 2ZM22 1V0H21ZM20 0H19V2L20 3H22V2H24L25 0H23L22 2H21ZM30 1H32V0H30ZM35 0H33L32 2H34ZM39 1V0H38ZM44 1H46V2H44ZM42 0L41 2H39V3H37L36 1H35V3L36 4H40V5H43V7H41L40 5V8H42V10H44V12L46 11L47 12V14H46V12H45V14H46V16L48 15L49 17H45L47 20L50 18V23H51V25H52V27L54 26L53 24H55V26L57 27V28H55L54 27V30H55V33L57 32V29L60 31V33L59 32H57L56 33V35H57V37L59 38H61V35L60 34H62V38L65 40V43H67V45H76V46H74L73 48H72V46H70L72 49H73V51H75V48H76V51L77 52H80V51H78L79 49L81 50L82 48H84L85 50H86V52H89L87 55H89L90 53H91V51H90V49L92 48V49H96L95 48V46H97L96 45V43L99 45V43L97 42V40L95 39L96 37L94 36V34H95V30H94V32H92V34H90L91 33V31H89L90 30V27L93 29V27L90 25V27H88V25L89 24H93L94 23V21H93V23H91V21H92V17L91 18H89V16H90V14H91V12H90V9L89 8H91L92 6L91 5H89L91 2L89 1V0H85L83 3L84 4H86L87 2L89 3L88 5L90 6L89 8H87L88 7V5H87V7H86V5H83V4H81L82 3V0L80 1H78L77 0V2H80V5H83V6H80V5H78L79 3H76V0ZM141 2H144V1H142V0H140ZM148 1V2H147ZM149 1H153L154 2V6H156L158 9H159V7H161L162 9H164V11H167L168 13L167 14H163L164 16H167V15H169V17H171L170 15L171 14H175V15H172V18L174 19V17L173 16H175L176 17V15H177V18L178 17H180L181 16V18H179V19H177V18H175L176 20H175V23L173 22V19L172 18H170L169 19V17H168V19H167V17H165V18H163L162 20H161V22L158 20V21H156V19L158 18H156L155 19V21L156 22H159V23H153V22H155V21H153V22H151V20H152V16L154 17L155 15H153L154 13H152L149 9H153L152 8V6H150L151 8H147V7H149V6H147L148 4L149 5H151L150 3H149ZM189 1H192V0H145V3H143V5H144V7L143 8H140V9H144L143 11L141 10V12L143 13V14H141L143 17H144V14H145V17L144 18H146V15L148 14H151V15H147V17H150L151 16V18H149V19H147L146 18V20L149 22V24L150 25H148L147 26V24H148V22H147V24H146V22H144L143 23V25H144V27H145V24H146V27L147 28H143L142 26H140L141 27V29H142V31H145V30H147L145 33L143 32V34H142V31H141V33H140V35H142V36H140V38L142 37V39H141V42H140V40L138 41L139 43H141L140 45V47L143 49H141L142 51H141V53H143V57H147L146 58V61H149L150 63L152 62V61H154L157 57H159V59H157V60H155V61H157L158 62V60H160V62L161 61H163V62H165L164 64L161 62V65H160V63L158 62L157 64H159V65H155L154 64V62L153 63H151V69H152V66H157V68L159 69L158 70V72L160 73L161 72V74H165L166 73V71H170L171 69L170 68H172V70L170 71V72H174V73H171V74H173L172 76L169 74V72L167 73V75L169 74L170 76H167L166 74V76H167V78L169 79V80H171V79H173L174 77V79H178V82H177V79L176 80H174L175 81V84L177 83V86H179L178 84L180 83V85H181V81H183V80H185V75H187L188 73H190L191 71H190V67L191 66H195V67H191L192 69L193 68H195V70L197 69L198 70V67L197 66H199V65H202V63L203 62H205V61H207V62H205L204 63V66H206V67H208L209 65H208V63L210 62V61H208V60H210L209 59V54H211V53H209L208 51L210 50H216V49H219V50H224V52H228V51H230V52H232L233 51V49H235V47L237 46V45H240V43H241V45H242V43H243V41L244 40H248V41H250L252 44H253V46H254V49H255V52H256V55H259L260 56V58H264V18L262 17V16H260V14L259 13H263L264 14V0H250L251 2H253L252 4H251V2L250 1H248V0H236V2H235V0H200L201 1V5H202V7L203 8H201V5H200V7L198 8V9H196V8H194L193 7V5H192V3H190ZM42 2H44L45 4H41ZM139 2V0L136 2V3H138ZM146 2H147V4H146ZM202 2H203V4H202ZM250 2V3H249ZM6 3H3L2 2V6H5L4 4H6ZM17 3V5H15ZM215 5V8L216 9H213L214 7V5ZM235 3V4H234ZM250 5H249V4ZM258 3V4H257ZM0 4H1V0H0ZM26 4H28V1L26 2ZM26 4H24L23 3V5H24V7H25V5ZM77 6H76V5ZM142 4V3H141ZM153 4V3H152ZM233 4V5H232ZM253 4H256L257 5V7H253ZM9 4L7 3V5H6V8L5 7H3L2 8V6L0 5V16L2 15V13L4 14V12H5V14L4 15H7L8 13L9 14H11V10L9 9L8 10V6ZM11 5V4H10ZM15 5V6H14ZM138 5H139V7L141 6L142 7V5H140V3H138ZM147 7H146V6ZM212 5V6H211ZM231 5V6H230ZM8 6V7H7ZM27 6V5H26ZM44 6H46L47 7V9H45V7ZM75 6V7H74ZM81 7V9H79L80 7ZM153 6V7H154ZM234 6V7H233ZM237 6V7H236ZM11 7V9H12V6H10ZM9 7V8H10ZM18 7H20L21 8V6H19L18 5ZM76 7H78L77 9H74V8H76ZM83 7V8H82ZM86 7V8H85ZM155 7V8H156ZM248 7H250V9L248 8ZM4 8H5V10H4ZM84 8H85V10L86 11H88L89 13H84ZM3 9V10H2ZM15 10H18L17 8H14ZM14 9H12V12L14 11ZM253 9V10H252ZM258 9V10H257ZM22 10V8L20 9V13L22 12L23 13V11H21ZM76 10H77V12H79V11H82V13L84 14H82L81 12H80V14H82L83 16H86L85 14H89L88 15V18L89 19H86V21L88 20V25L85 23L86 21H83L82 22V20L84 19V18H86V17H83V19H82V15H79V14H77V12H76ZM79 10V11H78ZM229 10V11H228ZM9 11V12H8ZM138 11H140V10H138ZM152 11H154V9L152 10ZM18 13H19V10L17 11ZM17 12H15V13H12L13 15H15L14 17H13V15L11 14L10 16L11 17H13V18H10L11 20L10 21H8L7 20V18L9 17V14L7 15V18H6V20L3 18H1L0 17V22L2 21V23L0 24L1 26H0V73L2 74V77H6V79H4L5 80V84H6V82L8 81L7 80V78L9 77V76H11L10 78L12 79V81L10 80V78H8L11 82H13V85L15 84V87H16V84H18V82L19 81H17L18 80V76H20L21 74H22V71H23V69H22V71L20 70L22 67L21 66H19L22 62H28V60L27 59H30V60H32L31 62H28V63H32L33 62V59H35L36 58V56H35V58H34V56H32L33 54L35 55V53L37 52H35V48L36 47H38V49H39V51L37 52V53H39L42 49H45V48H43V47H47L49 44L48 43H50V42H45V45H47V46H43L42 47V49L40 48V44L41 45H44L43 44V42L42 43H40L39 44V42H38V45L36 46V43H37V41H36V43H30L29 41L30 40H27V45H29V47L25 44V42L24 41H22V39L20 40V38H19V40H17V38H16V35H14L15 33H22V32H24V34L27 32V28L29 27V26H27L28 25V23H27V21H26V23H25V26H27V28L26 29H24L23 27H24V25H22L21 26V24H24V20L26 19L25 17H23V15H22V13L21 14H18L19 16H21V17H23V18H21V19H23V22L22 21H19V20H21L20 18L19 19H17L18 20V25H17V22H15L14 20L16 19V18H18V15H17ZM44 12H43V14H44ZM141 12H138V14H140ZM151 12V13H150ZM228 12H230L229 14L230 15H228L227 17H228V19H227V17H225L226 15L225 14H228ZM76 13V14H75ZM170 13V14H169ZM211 13V15L212 14H214V15H216V16H218V15H222L223 14V16H224V18L221 16V18H223V19H220L221 20V27H219L217 30H209L208 29V27L206 26V24L203 22L204 20H205V18L207 17V16H209V14ZM4 15H2V16H4ZM17 15V16H16ZM92 15V14H91ZM25 16V15H24ZM45 16V15H44ZM182 16L184 17L183 19H182ZM190 16H196V17H202V19H203V21H201V23L203 22L204 24H201V23H199L198 21H196V23L195 22H192V21H190L189 19H188V17H190ZM204 17V18H203ZM219 17V16H218ZM25 18V19H24ZM44 18V19H45ZM80 18L82 19V20H80ZM91 19V20H90ZM171 19H172V21H171ZM207 19V18H206ZM47 20H45V21H47ZM85 20V19H84ZM179 20H181V21H179ZM5 21H8L9 23H11V21H13V23H15V25L16 26H19V23L20 22H22L21 24H20V27L21 28H23L24 30H22L21 32H18L19 30H20V28L19 27H14L12 24L10 25L9 23H8V26L10 25V26H13V27H8V26H6V24H7V22H5ZM52 21H53V23H52ZM178 21V22H177ZM3 22L4 23H6V24H4V26H3ZM90 22V23H89ZM223 22V23H222ZM224 22H225V24H224ZM49 23V24H50ZM85 23V24H84ZM179 23V24H178ZM27 24V25H26ZM95 24V23H94ZM227 24V25H226ZM87 25V26H86ZM153 25V26H152ZM95 26V25H94ZM3 27H8V28H10V29H12V31L11 30H6V28H3ZM88 27V30L86 29ZM1 28H3L2 30H1ZM5 29V30H4ZM15 29H17V31L15 30ZM91 29V30H92ZM144 29V30H143ZM16 32H15V31ZM29 30V29H28ZM151 30V31H150ZM4 31V32H3ZM88 31H89V34L91 35H89L88 34ZM93 31V30H92ZM148 31H150V32H148ZM29 32V31H28ZM26 33L27 34V36H25L24 38L25 39H23V40H26L27 39V37H28V35H29V33ZM148 32V33H147ZM58 33H59V35L60 36H58ZM151 33H153L151 36H148V35H150ZM19 34V35H20ZM23 34V33H22ZM24 34H23V36H24ZM25 34V35H26ZM240 34V35H239ZM92 35H93V37H95L94 39H92L93 37H92ZM21 36V35H20ZM158 36V37H157ZM22 37V36H21ZM33 37V35L31 36V38ZM35 37V36H34ZM90 37V38H89ZM182 37H188V39H191L190 40V42L192 41V43H190V42H188L187 44L185 43V42H180L179 41V38H180V40L182 39ZM191 37V38H190ZM29 38V37H28ZM175 38V39H174ZM177 38V39H176ZM34 39L36 40V39H38L37 37L36 38H32V40L34 41ZM63 39H62V42H63ZM250 39V40H249ZM31 40V41H32ZM39 40V39H38ZM59 40V39H58ZM61 40V39H60ZM178 40V41H177ZM208 40H210L211 42L209 43L208 42ZM18 41L19 42H21L22 41V44H23V46H22V44H19L18 43ZM176 43H175V42ZM208 43H207V42ZM35 42V41H34ZM12 44L11 45V47H13V46H16V47H18V49H19V47L20 46H22L21 47V50H25L24 52H26V50H28L29 52V54H31V52L30 51H32V52H35V53H32L30 56H31V58H29L30 56H29V54L27 53L26 55H28V56H25L24 54V52H22L23 54H20L19 52H21V51H19L18 53H19V55L18 54H16V56H17V58L19 59V60H17L14 56L15 55H13V57L11 56V54H13L16 50H17V48L14 50V48L13 49H11L9 46H8V44ZM34 47V45H35V47L33 48V50H30V49H32V48H30V47H32V46H30V44ZM64 43V42H63ZM207 43V44H206ZM50 44H52V43H50ZM206 46V48H205V50L203 51H196L197 49H196V46H199V47H201V46H204V45ZM27 47H26V46ZM50 46V45H49ZM63 46H64V44H63ZM194 46H195V49H194ZM8 47V48H7ZM24 47V48H23ZM64 47H66V45L64 46ZM63 47V48H64ZM69 47V46H68ZM68 47H67V49H68ZM80 47V48H79ZM237 47H239V46H237ZM11 50H10V49ZM23 48V49H22ZM26 48H28V49H26ZM30 48V49H29ZM79 48V49H78ZM35 49V50H34ZM41 49V50H40ZM66 49V48H65ZM70 49V48H69ZM8 50H9V53H8ZM13 50V51H12ZM71 50V49H70ZM85 50H83L84 52L83 53H85ZM89 50V51H88ZM199 50V49H198ZM208 50V51H207ZM10 51H12L13 53H11ZM144 51V52H143ZM211 51V52H212ZM43 52V51H42ZM42 52H40V53H42ZM77 52H75V53H77ZM11 53V54H10ZM36 53V54H37ZM39 53V55L40 56H42V61L44 60V58H43V56H44V53H45V56L47 55V53L45 52V50H44V52H43V54L41 55ZM93 53V52H92ZM137 53H139V52H137ZM137 53H133V55L132 56H130V57H134V54L135 55H139V54H137ZM140 53V54H141ZM78 54V53H77ZM81 55H82V50H81V53H80ZM22 55H24L23 56V58H21V56ZM79 55V54H78ZM78 55L76 56V57H78ZM91 55V54H90ZM19 56V57H18ZM37 56H38V54H37ZM44 56V57H45ZM80 56V55H79ZM25 57V58H24ZM47 57V56H46ZM137 57V56H136ZM139 57H141V56H139ZM153 57H155L154 58V60H153V58L151 59V58ZM185 57H187L186 59H185ZM27 58V59H26ZM152 60H150V59ZM160 58H162V60L160 59ZM20 59H23V61L20 63ZM26 59V60H25ZM36 59H38V58H36ZM144 59V58H143ZM147 59H149V60H147ZM165 61H164V60ZM185 59V60H184ZM188 60H190L189 62L192 64V63H194L195 62V64H189V62H188V64H186L187 63V61ZM205 60V61H204ZM19 61V62H18ZM35 61V60H34ZM42 61H40V58H39V60L37 61V62H33L32 64H33V66H35V64L34 63H36V64H38L39 62H40V64H42L41 62ZM144 61H145V59H144ZM143 61V62H144ZM201 61H203L202 63H201ZM43 62H45V61H43ZM196 62H199L200 64H197L196 65ZM18 63H20L19 65H18ZM148 63V62H147ZM149 63V64H150ZM23 64V63H22ZM27 64V63H26ZM26 64H24V65H26ZM32 64H31V66L30 65H28L29 66V68L30 67H33L32 66ZM43 64H45V63H43ZM149 64H148V66H149ZM186 64V65H185ZM26 65V66H27ZM187 66V65H190V67L189 66H187V71L186 72H188V69H189V71L190 72H188L187 74L185 73V69L184 68H186L185 66ZM24 67V70H25V68L27 69V67ZM38 66H39V64H38ZM153 67L154 69H153V72L155 73V71L154 70H156L157 71V68L156 67ZM181 66H183L184 68H182ZM239 66V65H238ZM238 66H237V68H238ZM180 67V68H179ZM197 67V68H196ZM201 67H203V65L201 66ZM205 67V69L206 70H204V69H202V68H200L199 67V69H202V70H204L205 72L204 73H202V75L200 74V72L201 71H194L195 72V74L196 75H192L193 73L191 72L190 74H188V76H186V79H188V80H186V81H188L189 82V84H191L190 83V81L192 80V78L193 77H191L190 78V76H196V77H198L199 75L201 76L200 78H203L204 77V79L206 78V79H210L212 82H215L214 81V79H217L216 78V76H217V74L218 73H216L215 72V70H213V66H209V68H206ZM212 67V68H211ZM20 68V69H19ZM28 68V69H29ZM35 68H37V66L36 67H34V68H30L28 71L27 70H25L24 72L26 73H30V70H34V71H32L31 73H30V76L31 75H33L32 77H30L29 76V73H28V76L27 75H25V73L23 74V75H21L20 76V78L21 77H25V76H27V77H30L29 78V82H30V80H33V82L34 81H36L35 82V84L37 83H39L38 85H40V83L43 81V78H41L42 76H45L46 74H47V71H45L44 72V74L45 75H43V73H42V76H40V72H42L43 71V69H40V70H42V71H40L38 68V70L37 69H35ZM156 68V69H155ZM182 69H183V71H184V73H182V77H180V78H178L179 76V74H180V76H181V73H177V72H180V71H182ZM20 70V71H19ZM38 72H37V71ZM212 71L211 72V74L210 73H208V71ZM51 70H49L48 72H50ZM209 71V72H210ZM236 71V70H235ZM21 73V74H18L17 75V77L15 78V76L16 75H14V74H17V73ZM35 72H36V74H35ZM52 72H53V70H52ZM51 72V73H52ZM163 72V73H162ZM199 72V73H198ZM203 72V71H202ZM40 73V74H39ZM51 73H49V74H47L48 75V78H52V79H46V76H45V81L47 82V83H49L48 81H50V84H51V82H52V84L53 85H55L56 84V86L60 83V82H58V84H57V78L59 77L58 75H56V76H58L57 78H54L53 76H55V74H57V73H53L52 75H51ZM159 73H157L156 72V75H158ZM175 73H176V75H175ZM197 73H198V75H197ZM213 73V74H212ZM233 74H236V73H234V71L232 72ZM0 74V75H1ZM39 74V75H38ZM162 75V77L164 76L165 77V75ZM185 74V75H184ZM206 74H210V75H208L207 77L205 76ZM215 74V75H214ZM7 75H8V77H7ZM51 75V76H50ZM14 76V77H13ZM36 76H39L40 78V80H41V82L39 81V80H37L38 79V77H37V79L35 80V77ZM159 76V77H158ZM157 77H158V79L159 80H162L163 78H161L160 77V74L158 75ZM34 77V79H32ZM173 77V78H172ZM218 77V76H217ZM1 78V77H0ZM14 78H15V80L17 81V83H15L14 81ZM189 78L191 79V80H189ZM212 78H214L213 80H212ZM28 79V78H27ZM26 79V80H27ZM183 79V80H182ZM218 79H219V77H218ZM220 79H222V78H220ZM219 79V80H220ZM2 82V85L4 84V80H2V78L0 79ZM20 80V79H19ZM21 80L23 81V79L21 78ZM61 80V78H59V80L58 81H60ZM158 80V82L159 83H161V84H163V82H164V85H167V84H170V85H172V84H174V82L172 81V83H171V81L169 82V80H167V82H166V80L164 81H159ZM219 80H217L218 82H219ZM24 81H25V79H24ZM28 81H26L28 84H27V86H26V84L24 83V82H22V83H20L19 82V87H20V89H21V86H20V84H22V88H24V89H22V90H24V91H26V92H28V95H29V89H30V91H32V90H34V92H30V94H32V95H30L28 98H25L24 96H27V95H24V94H19L18 95V93H16L17 91H18V89H19V87H18V89H17V87L15 88H13L12 89V87L11 86H6V88H9V90L7 89V91L6 92H9V93H11V90H17V91H14L13 93H12V95L11 96H13L14 97V95L15 96H17L16 98L17 99H19L18 97H21V99L23 98V100H24V98H25V100L26 99H28V101H29V98L31 97V96H33L34 97V99L32 100V98L33 97H31V100H32V102H31V100H30V102L32 103V104H34L33 103V101H36V104H37V106L36 105H31L30 104V102L28 103V104H30V105H28V109H30L29 110V112L26 110L25 111V109H24V107H26L27 105V103L24 105V102L23 103H21V102H19L21 99H19L18 101H17V99L16 100H14V98L12 99V97L11 96H9L8 95V93H7V95L9 96V99L11 98L12 100H9V101H13L14 100V103L13 104H9V102L8 103H6L5 104V102H3V101H5L6 99H8L7 98V95H6V99L4 98L5 97V94H3L2 93V96L0 95V97H1V99H2V97H3V99H5V100H3L2 101V105H3V103H4V107H5V105H7V108L8 107H10L11 109H13L16 105H18L19 103L22 105H24V107H21L20 105V107L21 108H23L22 110L23 111H25L26 112V115L27 114H29V113H31L33 110H34V112H35V108H37L38 107V109L39 110H41V113H40V116L43 118V116H44V114H45V116H48L49 118L48 119H46V117H45V119H46V121L48 122H50L49 123V125H47L48 123L47 122H42V128H41V126L39 127L38 126V123H37V125H34V126H36V128H41V130H43V131H41L39 128V130L38 129H35V130H38V132H40V134H41V132L43 133V134H41V136L42 135H44V133H45V135L44 136H46L47 138L46 139H48L49 141H54L53 143L55 144V145H57L58 143L57 142H59V143H66V142H64L65 140L66 141H68V143L69 142H73L72 140L74 139V137L73 136H78L77 134H78V131H75L76 129H74V128H81L82 126H80V125H82V123H80V121L77 119V118H79V115H78V112H77V114L76 115H78L77 116V118H75V121H76V119L79 121H76V123L74 124H72V123H68L69 122V120H70V122L71 121H73L72 119H73V115H75V114H73V112H70L71 114H69L67 111L68 110H77L76 109V107L75 108H70V106L72 105V103H74L75 102V100L73 99V97L75 96V94L73 95V97L72 96H68V97H70L71 99H72V101L74 100V102H71V104H70V102H69V104H70V106H69V104H68V106L66 105V103H68V102H66L67 100H68V97H65V98H67V99H65L64 98V96L66 95H68V93H60L59 91V93H57V90H60V91H62V92H64L63 91V89L65 88H67V92H69V91H71L72 92V89L70 90V89H68V86L69 85H65L66 87H62V90L60 89V85L58 86V87H56V86H54V88H52V86L50 87V85L48 84V86H47V83L45 82V83H43L46 87H44V85H42L41 84V86H43L45 89H43V87H41L40 88V90L41 91H45V93L43 92V94L41 93H38V95L40 94V97H41V95H43L44 97H42V99L44 100H38V99H41L40 97L39 98H37L38 97V95L36 94L37 93V91H38V89H39V87H37V89H36V85L33 87V85H32V87L34 88V89H32L31 88V86H29L28 87V85L30 84ZM55 81V82H54ZM186 81H183V82H186ZM207 81V80H206ZM211 81H210V85H211ZM223 81V80H222ZM221 81V82H222ZM166 82V83H165ZM169 82V83H168ZM182 82V86H183V84H184V86L186 85V87L188 86V82L187 83H183ZM1 83H0V86L1 87H4L5 85H1ZM10 84V83H9ZM9 84H6V85H9ZM23 84H25V86L23 85ZM216 84L218 85V83L216 82ZM215 84V85H216ZM219 84H221V83H219ZM11 85V84H10ZM12 85V86H13ZM170 85H167V86H170ZM194 84H191L190 85V87L188 86L187 88L189 89L190 88V91H192V93H193V91H194V89H197L195 86H193ZM213 85V87H214V91L215 90H219L218 92H220V89L219 88H216V87H218V86H214V83L212 84ZM222 85H223V83H222ZM221 85V86H222ZM62 86H64V85H62ZM176 86V87H177ZM182 86H179V88H185V87H182ZM191 86L192 87H195L193 90H191ZM221 86H219L220 88H221ZM0 87V88H1ZM48 87V88H47ZM49 87H50V89L52 88V90L54 89V91H56V93H52V90L51 91H49L50 89H49ZM171 87H173V86H171ZM174 87H175V85H174ZM207 86H205V88H206ZM28 90H27V89ZM47 88V89H46ZM56 88H57V90H56ZM201 88V87H200ZM203 88L204 87H202L201 89L203 90ZM204 88V89H205ZM207 88H209L210 89V93H209V91H205V92H203V94H204V96L203 95H200V91H198L199 90V88H198V90H197V92H196V90H195V92L197 93V94H195V95H197L196 97L197 98H199V99H203L202 97H204V98H206L207 96H209L210 95V97H211V95L212 96H215V93L217 92H213L212 91V88L211 87H207ZM3 90L5 89V87L4 88H2ZM1 89V90H2ZM20 89H19V92H20ZM186 89V88H185ZM1 90H0V92H1ZM6 90V89H5ZM21 90V92L23 93V91ZM208 90V89H207ZM221 90H222V88H221ZM40 91V92H41ZM48 91V92H47ZM53 91V92H54ZM65 91V92H66ZM222 91H224V89L222 90ZM2 92H5V91H2ZM20 92V93H21ZM26 92H24L25 94H26ZM39 92V91H38ZM47 92V93H46ZM71 92H69V94H71ZM201 92V93H202ZM225 92V91H224ZM33 93H35V94H33ZM75 93V92H74ZM199 93V94H198ZM208 93V94H207ZM212 93V94H211ZM213 93H214V95H213ZM222 94H223V92H221ZM221 93H216V96H217V94H219L218 95V97H219V100H224L225 98V100H228V104L225 106V108H223L224 109V112H225V115L223 116V118L226 120V123L223 125V127H222V130H221V132H215V128H216V126H217V124L216 123H218V118H216V120L214 119V117H209V121H208V124H207V126H205V124H203V126L201 127H196V130L194 131V133H193V146L196 148V150H197V157L196 158H193V157H191L190 155L189 156H187V154H181V156L180 157H177L174 153L175 152H173V153H169V152H167L166 154L168 155H164L163 153V156H165L166 158L167 157H169L170 158V160L172 161V163L173 162H175V164L173 163V165H172V167H173V171H169V173L171 174V173H174L173 175L174 176H176V178L174 177H172V179H171V181H173L174 179L176 180H174L175 181V184H174V186H173V190H175V187L177 186V185H179V186H177L176 188V190H177V192H175L174 193V195H175V199H176V196H177V198H179L178 200L176 199L175 200V202L174 203H176L177 201V203H178V206H177V203H176V206H175V210L173 209V207H172V209H173V211H175V213L173 212V211H171V213L170 214H174L175 215V217H173V214L171 215L173 218V220L171 219L170 221H172V223L173 224H170V225H173L174 226V228L171 226V228H173V229H171V234H169V233H167V232H164V233H161L162 231H160L163 227H164V225H163V227L160 229L159 227H157L156 225H154V222H153V220H154V217H156L157 216V214L159 213V212H161V211H159L160 209H161V206H160V209H159V206H158V211L159 212H157V214H156V210H157V207H156V205H153L152 206V208L153 207H156V208H153L154 210H155V213H153V211L152 212H150V209L148 210V214H149V212H150V218L152 217L151 215H156V216H154V217H152L153 218V220H152V222H153V224H150L151 222V220L149 219L148 220V217H147V220L150 222V223H148V221L147 220H145V221H147L146 223H147V225L148 226H146V224H145V221H144V223L143 224H145V225H143L144 226V228L146 227V229H145V231L147 232V230L148 231H154V229H155V233H150V234H148V232H147V234L144 232V230H143V232L145 233H143L144 234V236L145 237H143V254L142 253H140L141 255H142V257H141V255H139V252L137 253V252H135L136 254H138L139 256H137L136 254H135V256H136V258H134L135 256H134V252L133 251H130L129 249H127V248H124L123 246H122V248L123 249H121V247L120 248H117V247H119V245L121 246V244H118L117 242V244L116 243H113V246L116 244V246H114L113 247V251H115V252H112V251H110V252H108V253H112V254H114L115 256H113L112 254L110 255L109 254V257H114L115 259L113 260V262L112 263H115V264H131V262L133 263V264H137L138 262V264H140V263H142V264H155V263H157L158 262V264H160L161 262H162V264H163V262H165L166 263V261L168 260V263H169V261H170V263L169 264H235V262H236V264H242V263H247V264H250V262H251V264H254L255 262H257L258 264H260V262L261 261H263V260H261L262 259V257H260L262 254H261V252H258L259 250L258 249H256L255 248V246L251 243H249V244H247L246 242H244V244L242 243L243 241H241L240 239H239V236H240V234L239 233H242V232H244V226H245V224H243V226L241 225V226H239V227H241L240 229H239V227H238V230H240L239 232H238V236H237V239H239V240H237L235 237H236V234L234 233L233 235H231V233L230 232H228L227 233V231H224V232H221V233H216L215 231L213 232V230H212V228H211V226H210V224L208 225V223H209V221L207 220V219H204L203 220V217L204 218H207V217H205V212L206 211H208L206 208H208L209 209V207L210 206H204L205 204L206 205H209L210 203V201L208 202V201H206V196L205 195H207V198L209 199V200H213V194L212 195H210V196H212V197H210V196H208L209 195V193L211 194V192L216 188V187H220L219 189L220 190H218L217 191V194H215V197H216V195H217V198L219 199L220 198V200L221 201H223V199L221 198L222 197V195H223V193H222V195L220 194L219 195V191H222L223 190V187H222V189H221V184H218L219 182L221 183L222 182V186H223V184H224V186H226V184L228 185V186H235V187H237L238 189H240V191H242V194H247V195H249V194H251L250 192L252 191V190H261L262 189V187L264 188V185H263V183H264V176H263V174H264V108H256V106H255V104L256 103H260L259 101H257L255 98H250V97H247V92L246 91H244V90H242V91H240V93L238 94V103L237 104H234V103H232V96H231V94H229V92H225L224 94H223V96H225V98L224 97H222V95H221ZM1 94V93H0ZM48 96V98L45 100V98H46V96ZM54 94H56V96H54ZM59 94V95H58ZM61 94H63V95H61ZM72 94H73V92H72ZM71 94V95H72ZM205 94H207V95H205ZM36 96V98H35V96ZM61 97L60 99H59V97ZM78 95H76V97H77ZM104 96H102V98H103ZM217 97V98H218ZM50 98V99H49ZM65 100H64V99ZM75 98V97H74ZM79 98V97H78ZM221 98V99H220ZM223 98V99H222ZM36 99V100H35ZM63 99V100H62ZM76 99V98H75ZM105 98H103V99H99L98 98V102L99 101H103ZM107 99H105V101H103V102H100V104H101V106H105V105H107L108 104V102L111 104V107L112 108H108L107 109V107H110V105L108 106H103V108L101 109L102 110V112L105 110L106 111V109L108 110V111H106V112H108L107 114L108 115H112V113L113 114H115L114 115V117H113V115L112 116H110L109 117V119H107V115L106 114H104V113H101V110L99 111V110H97V113H101L100 115H101V117H100V115L98 114V116L102 119V115L104 114V115H106V121H108V122H106V121H104L105 120V118H104V120H100L96 115L97 114H95V110L98 108V109H100L101 107L100 106H97V107H93V106H90V107H88L89 109H87V111H89V112H91V114L89 113V112H87L86 111V109H85V112H86V115L88 114V115H90L89 117L90 118H92L91 119V122H96L97 120H100V122L101 123H104V122H106L107 124H101V126H105V128L104 127H102L103 128V130L104 129H106L107 127V125L108 124H110L109 126L110 127H113V124H114V122H115V126L116 127H113V130H112V128H111V130H109L108 132H110V131H112L111 133H113L114 134V136L117 138V136L116 135H118L119 133H117V129L119 130V131H122L123 133H126L125 134V136H123V134H121V132H120V134L122 135H119L120 137H122L121 138V140H123V139H125V141L123 140L122 142H120L119 144H121L120 145V148H119V146H118V148L119 149H121L124 145H129V146H131L132 144V146H134V145H138V143H139V145H140V147H139V149H138V147L137 146H135V147H127V145H126V148H128L129 150L131 149H133L132 151H134V150H136L137 152H138V154L140 153V155H138V154H136L137 156H135V157H138V159L137 158H135V160H137L136 161V164H139L140 163V161H142L143 159V161H145V160H147L149 157H148V155H147V158H146V154H145V152H142V146H141V135H142V132L141 131H145V130H139V127H141V125H140V119H139V117L138 116H136V117H138V119L136 118L135 120H139V122H137V121H135L134 120V118L135 117H132L133 119H131V120H133V121H135V123H137L136 125H138V123H139V127H138V131L137 130H135L134 131V129H136L137 128V126H136V128H135V126H134V128L132 127L133 125L131 124L133 121H130V118H129V116H123V111H124V107L122 108V106H123V104L122 105H118L119 107H120V109L121 110H123L122 112L120 111V109H118L119 107L116 105V103L115 102H113L114 100H107ZM19 102V103H16L15 104V102ZM27 101V100H26ZM25 101V102H26ZM37 101H39L38 103H39V105H38V103H37ZM48 101V103H47V107L48 108H45V110L47 109V111H48V109H49V111L47 112V114H46V112L44 113L43 111H45V110H43L44 108L42 107V109H41V106H44L45 107V103ZM62 101V102H61ZM71 101V100H70ZM1 102V101H0ZM40 102H43V103H41L40 104ZM45 102V103H44ZM53 104H52V103ZM63 102H66L65 104H63ZM81 102V100L80 99H78V102H77V99H76V105L75 106H77V108H78V104ZM105 102V103H104ZM102 103H103V105H102ZM115 104V106H114V104ZM15 104V105H14ZM59 106H58V105ZM63 104V105H62ZM75 104V103H74ZM118 104V103H117ZM22 105V106H23ZM49 105V106H48ZM12 106H13V108H12ZM33 106H36L34 109H32L33 108ZM40 106V107H39ZM66 106V107H65ZM118 108H117V107ZM18 106H16V108H17ZM62 107H64L65 109H67L66 110V112H64L63 111V108ZM93 107V108H92ZM100 107V108H99ZM114 107H116L117 108V110H118V113H116V108H114ZM125 107H126V104H125ZM15 108V109H16ZM19 108V107H18ZM17 108V109H18ZM21 108L20 109H18V111L20 110V111H22L21 110ZM51 108H53L52 110H51ZM59 108H62V110L61 109H59ZM70 108V109H69ZM127 108V107H126ZM125 108V109H126ZM38 109H36V110H38ZM64 109V110H65ZM92 109H94V112H93V110ZM111 109H115V111L114 110H111ZM132 110H133V113H135L134 112V108H131ZM251 109H253V110H251ZM43 110V111H42ZM62 112H64V114L65 113H68V115H70V116H67V114H65V116L67 117V119H68V122H67V119H64V115H63V113H61V111ZM92 110V111H91ZM109 110H111V111H109ZM127 110H129L130 111V109H129V107L126 109V111ZM78 111V110H77ZM104 111V112H105ZM25 112H23L24 114H25ZM28 112V113H27ZM33 112V114H35L36 112L38 113V111H36L35 113ZM55 112H57V114L55 113ZM93 112V113H92ZM105 112V113H106ZM109 112H111V113H109ZM125 112V111H124ZM20 114L22 113V112H19ZM22 113V114H23ZM44 113V114H43ZM54 113H55V116H53L54 115ZM63 115H61V114ZM76 113V112H75ZM120 113L122 114V115H120ZM127 113H128V111H127ZM126 113V114H127ZM130 113V112H129ZM128 113V114H129ZM21 114V115H22ZM24 114H23V117H25L24 116ZM32 113H31V115H30V117L28 116V118H29V121L32 119L31 117H32V115H33ZM42 114H43V116H42ZM49 114H51V115H49ZM61 115V116H59V115ZM73 114V115H72ZM94 114H95V118L97 119H95V118H93V116H94ZM125 114V113H124ZM125 114V115H126ZM127 114V115H128ZM131 114H132V112H131ZM131 114H129V115H131ZM56 115H58L62 120H66V121H62L61 122V124H63L64 126H58L60 129V131H61V134H62V132H63V130H64V132H63V137H62V135L59 133L60 131L56 128V127H54L53 126V124L55 125V123H59L60 122V119H59V117H57ZM72 115V116H71ZM88 115H87V120H86V117H84L85 118V120L87 121V123H88V121H89V123L90 124H92L93 126H96V124L98 123V121L96 122V124L94 123H91L90 122V119H89V117H88ZM116 115H118V117L120 118V117H123L124 119H126V120H123V118H121V119H117L118 120V123L119 124H121V125H119L118 124V126H117V121H115L116 120ZM133 115H136V113L135 114H133ZM116 116V117H115ZM53 118V121H54V117H55V119H56V117L58 118L57 120H59V121H52V118ZM68 117H70V119L68 118ZM71 117H72V119H71ZM111 117H112V119H111ZM117 117V118H118ZM127 117L129 118V119H127ZM31 118V119H30ZM34 120H31L32 122L34 121L35 122V118L37 119V118H39V115H36V117H35V115H34ZM83 118V117H82ZM81 118V119H82ZM113 118H115V119H113ZM221 118H222V116H221ZM45 119L43 118L42 119V121L44 120L45 121ZM50 119V120H49ZM80 119V118H79ZM80 119V120H81ZM94 119L96 120V121H94ZM41 120V119H40ZM84 119H82V121H83ZM111 120H113V121H111ZM120 120H122V121H120ZM128 120H129V122H131L130 124L132 125H128L127 123H128ZM143 121H145L144 119H142ZM28 122V120L27 119H25L24 118V120H23V122ZM37 121H39L38 119L36 120V122ZM75 121H73V122H75ZM104 121V122H103ZM123 122V123H125V124H127L128 126H126V127H124V128H127V129H125V130H122V128L120 127V126H123V123H120V122ZM142 121V123L141 124H143L144 122ZM22 122V125L23 124H25V123H23ZM26 122V123H27ZM65 122H66V124H70V129H68V125H65ZM112 122V123H111ZM31 123V122H30ZM39 123L41 124V121H39ZM79 123H80V125H79ZM83 123H85V121L83 122ZM89 123L87 124V125H89ZM148 123V122H147ZM44 124H46V126L47 127H53V128H51V131H50V128H46V132H44V128L43 127H46V126H44ZM60 124V123H59ZM76 124H77V126H76ZM125 124H124V126H125ZM133 124H134V122H133ZM150 124V123H149ZM74 125V126H73ZM99 125H100V123L99 124H97V128H99L100 129V134H101V131H103L102 130V128L101 127H99ZM216 125V126H215ZM34 126H33V129H34ZM56 126H57V124H56ZM67 128H66V127ZM72 126V127H71ZM76 126V127H75ZM92 126V127H93ZM143 126L145 127L146 125H145V123L143 124ZM148 126V125H147ZM146 126V127H147ZM205 126V127H204ZM22 127V126H21ZM63 127L66 129V130H68V131H65V129H63ZM83 127H84V125H83ZM89 127H90V125H89ZM144 127H143V129H144ZM145 127V129L147 130V128ZM23 128V127H22ZM54 128H56L55 130L59 133H56L55 131L53 132V133H51L53 130H54ZM72 128V129H71ZM94 128V127H93ZM117 128V129H116ZM120 128H121V130H120ZM123 128V129H124ZM142 128V127H141ZM200 128V129H199ZM49 129V130H48ZM53 129V130H52ZM74 129V133H75V135H73L72 133H71V137L69 136L68 137V134H70V132H69V130H73ZM82 129L84 130V131H82ZM82 129H79V131L81 130V132H83L82 133V135L83 134H85L86 135V137H85V135H80V133L81 132H79V135L81 136L80 137V139L78 138V140H80V142L78 141V140H76L77 139V137L74 139V141L76 140V147L79 145V144H81V148L80 149H83V148H86V145H85V147H82V145L83 144H85V142H86V144L88 145V142L91 144V139H86L87 137H88V133H87V131L88 132H93V130H91L90 128H88V129H86L85 127L84 128H82ZM86 129V130H85ZM91 131H90V130ZM108 129H110V128H108ZM128 129H133L132 131H134V132H132L131 130H129V131H131V133H129L127 130ZM114 130H116V135H115V133H114ZM85 131H86V133H85ZM107 131V130H106ZM104 132L103 131V133H107V132ZM126 131V132H125ZM65 132H68V134H65ZM135 132H137L136 133V135H137V137H136V135H135ZM56 133V134H55ZM90 133V135L92 136V134ZM102 133V135H104ZM110 133V135H112ZM133 133H134V135H135V137H134V135H133ZM139 133V134H138ZM107 134H109V133H107ZM106 134V135H107ZM173 134H176L177 135V133H169V137L170 138H173L174 136H172ZM57 135V136H56ZM66 135H67V137H66ZM110 135H107L106 137H108V136H110ZM138 135H139V137H138ZM166 135V134H165ZM171 135V136H170ZM40 135H39V138L38 139H40V142H41V140L44 138H42ZM48 136H49V138H48ZM90 136V137H91ZM98 136H100V135H98ZM105 136V135H104ZM164 136V135H163ZM162 136V137H163ZM66 137V139H64ZM73 137V139H71ZM79 137V136H78ZM85 137V138H84ZM90 137H88V138H90ZM120 137H118V140H119V138ZM124 137V138H123ZM167 137V135L165 136V138ZM169 137H167V138H169ZM176 138H177V136H175ZM51 138H54L53 140L51 139ZM71 140H70V139ZM82 138V139H81ZM83 138H84V140H83ZM109 138H111V137H109ZM138 138H139V140H138ZM218 138H221V139H218ZM45 139V138H44ZM45 139V140H46ZM164 139V138H163ZM174 139V138H173ZM222 139H223V141L224 142H226V143H223V141H222ZM225 139V140H224ZM48 140H46V143H47V141ZM62 140H64V141H62ZM81 140H83V142L81 141ZM86 140H89V141H86ZM116 140L117 139H115V142H116ZM120 140V141H121ZM136 140H138L137 142V144H136ZM227 140V141H226ZM217 141H219V142H217ZM77 142H79L78 144H77ZM119 142V141H118ZM118 142L117 143H115V145H113V149L112 150H114V149H118L117 148V145L116 144H118ZM123 142H125V144L123 143ZM126 142H128V143H126ZM43 143H45V141H43ZM53 143H50L51 144V146H52V144ZM67 143V144H68ZM114 143V142H113ZM122 143H123V146H122ZM223 143V144H222ZM50 144H48L47 146H49V148H50ZM71 144V143H70ZM225 144V145H224ZM55 145H53V146H55ZM138 145V146H139ZM228 145V147L229 148H224L225 146H227ZM46 146V145H45ZM46 146V149L48 148ZM112 146V145H111ZM122 146V147H121ZM30 148H32L31 146H29V148L28 149H30ZM48 148V149H49ZM52 148H54V147H52ZM79 148V147H78ZM124 148V147H123ZM27 149V150H28ZM41 150V152H42V149L43 148H40ZM79 149V150H80ZM141 149V150H140ZM224 149V150H223ZM226 149V150H225ZM230 149V150H229ZM26 150V151H27ZM84 150V149H83ZM83 150H81V152L83 151ZM123 150H127V149H123ZM128 150V151H129ZM130 150V151H131ZM139 150H140V152H139ZM226 151V153H223V151ZM30 151V150H29ZM40 151H36L37 153L38 152H40ZM45 150H43V152H44ZM48 151V150H47ZM144 151V150H143ZM36 152H34L35 154H37ZM41 152L40 153H38L37 154V157H42V155L43 154H41ZM42 152V153H43ZM137 152H135V153H137ZM142 152V153H141ZM133 154H134V152H132ZM144 153V154H143ZM33 154V153H32ZM34 154V155H35ZM40 154V155H39ZM133 154H131V156H130V153H129V156H130V158L131 157H133L132 155ZM141 154H143V155H141ZM39 155V156H38ZM186 155V156H185ZM44 156V155H43ZM129 156L127 155V158L129 159ZM141 156H144V158H140ZM162 156V157H163ZM34 158V157H33ZM35 158H36V156H35ZM34 158V159H35ZM44 158H46L47 159V155H46V157L44 156ZM125 158V157H124ZM124 158L122 159L123 161H124ZM134 158V157H133ZM146 158V159H145ZM33 159V160H34ZM140 159H142V160H140ZM37 160V159H36ZM69 160H71V162L72 161H74V160H72V159H69ZM125 160H127L126 158H125ZM149 160V159H148ZM147 160V161H148ZM128 161V160H127ZM126 161V162H127ZM146 161V162H147ZM139 162V163H138ZM149 162V161H148ZM147 162V163H148ZM66 163H70V162H68V159H67V161H66ZM143 163V162H142ZM142 163H140V164H142ZM171 163V164H172ZM71 164V163H70ZM124 164H126L125 162H124ZM139 164V165H140ZM127 165V164H126ZM126 165H123V166H125L124 168H125V170H127L126 169ZM63 166V165H62ZM128 166L129 165H127V168H128ZM171 167V168H172ZM123 167H122V169H124ZM170 168V169H171ZM172 170V169H171ZM45 173V172H44ZM0 174H3V173H0ZM4 175V174H3ZM2 176V175H1ZM1 176H0V179H1ZM5 176V175H4ZM9 176V178L11 179V177H10V175H8ZM171 176H172V174H171ZM3 177V176H2ZM6 178L5 179H7L8 177H7V175L5 176ZM260 177H263V178H260ZM10 179H7L8 181H9V184H8V181L6 180H4V182H7V184H8V187L9 188H5L6 186H7V184H5L6 186H4V184H3V186L2 185H0V208L1 207H4L5 208V210L7 209V207H5V206H8V211H9V208H11L10 210H12V208H13V212H14V214H16V218L17 219H19L20 217H22L23 218V216H22V214H21V212L22 213H24L27 209H28V211H26L27 213H29V211L32 213V211L31 210H36V203L35 202H33L32 200H30V201H32L35 205H32V203H31V205L29 204L30 202L29 201H27V200H29V198L31 197V196H33L34 197V195H31V194H35V193H37V192H35L34 190H32V192L34 191V193H31V192H29V190H28V193L27 192H25V187L23 188L22 186H18L17 187V185L15 186V185H13V184H11L12 183V181L10 180ZM263 179V180H262ZM2 181V182H1ZM0 182V184H2V183H4L3 182V180H1ZM262 182V184H261V182ZM176 182H178L177 184H176ZM260 182V183H259ZM172 184L174 183V182H171ZM226 183V184H225ZM219 185V186H216L215 187V185ZM231 184V185H230ZM214 185V186H213ZM262 185V187H261V189H259L260 188V186ZM10 186H12L11 188H13V189H11L10 188ZM14 186V187H13ZM35 186H38V187H36L35 188ZM41 186V185H40ZM228 186H226V187H224V188H226V189H229V187ZM258 186H259V188H258ZM4 187V188H3ZM16 187V191L14 192L13 190H15L14 188ZM20 187H21V189H20ZM35 188V189H37V191H39L40 192V189H41V192L43 191V188H41V187H39V184L37 185H33V186H30V189H32V188ZM213 187H215L214 189H213ZM251 187H253L252 189H251ZM2 188V189H1ZM231 188V187H230ZM233 188V187H232ZM5 189H10L9 191L8 190H5ZM20 191H19V190ZM3 190V191H2ZM19 192H18V191ZM23 192H25V193H27L28 195L25 197V195L24 194H22V191ZM27 190V189H26ZM216 190V189H215ZM263 190V189H262ZM2 191V192H1ZM31 191V190H30ZM264 191V190H263ZM7 192V193H6ZM18 192V193H17ZM39 192H38V194L36 195L35 194V199H33L34 201L35 200H39V197H40V201L42 202V200L44 199V197H43V195H42V193L40 192V195H39ZM2 193V194H1ZM30 193V194H29ZM213 193H216L215 191H213ZM225 193V192H224ZM44 194V193H43ZM225 194H228V192L227 193H225ZM224 194V195H225ZM244 194V195H245ZM31 195V196H30ZM39 195V196H38ZM41 195H42V197H41ZM45 195V194H44ZM47 195V194H46ZM46 195H45V199H48V196L46 197ZM28 196H30L29 198H28ZM36 196L38 197L37 199H36ZM220 196V197H219ZM227 195H225L224 197H226ZM2 197V198H1ZM5 197V198H4ZM32 197V198H33ZM204 197H205V199H204ZM4 198V199H3ZM28 198V199H27ZM32 198H30V199H32ZM43 198V199H42ZM116 198H118V197H116L115 196V202H117L118 200H116ZM151 199V200H149V199ZM155 198H156V196H155ZM214 199V201H216V203H213L212 201H211V203H213V204H211V205H213V207L215 208H213L212 206H211V208H210V211H212V210H217V208L215 207V206H217L218 207V205L219 204H223L224 203V207H225V204L226 205H228V207H229V204H233L231 201H229V200H224L223 202H221L220 200H218V199ZM114 199L112 198V202L114 201ZM144 199V198H143ZM146 199V198H145ZM148 199V200H147ZM147 201H154L155 203L157 202L156 200L158 199V198H156V199H153V197L150 195L149 197H147ZM153 199V200H152ZM204 199V200H203ZM207 199V200H208ZM146 200H144V202L146 201ZM6 201V202H5ZM24 201V202H23ZM36 201V202H37ZM43 201H45V200H43ZM47 202H48V200H46ZM111 201H109L108 200V202L110 203ZM158 201H159V199H158ZM203 201H205V203L203 202ZM221 203H220V202ZM225 201H227L226 203H225ZM49 202H50V200H49ZM219 202V204H217ZM231 202V203H230ZM1 203H2V205H1ZM37 203H39V202H37ZM43 203H45V204H43ZM43 203H41V205H40V203H39V207H41V208H50V206L49 205H47V203L46 202H43ZM108 203V204H109ZM114 203V202H113ZM151 204H153V202H150ZM174 203L172 204V206H174ZM43 204V205H42ZM60 204H65V203H60ZM60 204H56V205H54V202H52V206H56L57 207V205L59 206ZM105 204V203H104ZM108 204H106V206H104V207H106V208H104V209H107L108 207H110ZM111 204V203H110ZM117 204V203H116ZM150 204V205H151ZM215 204H217V205H215ZM221 204V206H219V207H223V205ZM5 205V206H4ZM50 205H51V202H50ZM61 205V207H62V209L64 210V208L63 207H68V206H62ZM68 205V204H67ZM108 205V206H107ZM113 205V204H112ZM114 205H115V203H114ZM30 206V207H29ZM32 206H36L35 208L34 207H32ZM234 206V205H233ZM232 205H230V208L231 207H233ZM31 207L33 208V209H31ZM52 208L51 209V211L52 210H54L55 208ZM60 207V206H59ZM59 207H57L58 209H59V212H58V210H57V208L55 209L56 210V212H52L53 214L50 216V217H52V216H54L55 214L56 215H58V217L57 218H55L56 217V215H55V217H54V219H51L50 217H48L49 216V214H51V213H49L50 212V209L48 210V209H45L43 212V214L42 213H39L41 216H44V217H40L39 218V216L40 215H37L38 214V212H37V210H36V212L35 213H37L36 215L38 216V218H39V221L41 220V219H44V218H46V216H47V218L46 219H44V220H42L43 222L41 223V222H39V223H41V224H37L38 223V219H37V221H36V218L33 216V215H35L34 214V212H33V215H31V213L29 214V216L26 214L25 215V213H24V215L25 216H27V218H25L24 217V219L26 220H23L22 218H20V219H22V221L24 222H22V224H23V226L22 227H24V228H26L25 226H24V224H25V222L27 223V219H28V217L30 218L31 217V220L29 219L28 221H30L31 222V224H32V221H33V224H35L34 223V221L36 222V226L38 225V226H40V227H38V228H40V230L43 232V228H49V230H48V236H47V234H46V229L44 230V235L43 236H45L46 235V239H48V238H51V239H53L52 241H54V239H55V242H57L60 238H58L60 235L61 236H66V233H68L69 232V230H70V233L71 234H74V232H71V231H74L76 228H73L74 226H75V224L77 223H79L78 225L76 224V226H77V228L79 229V225L82 223H80V222H77L78 220L77 219H75V217H71V216H69V212L71 211V208H70V206H69V208H70V211L68 212V214H67V212H65L66 210L68 211L69 209H65V211H63L64 212V214H62V209H61V212H60V208ZM204 207V208H203ZM206 207V208H205ZM219 207H218V210H219ZM227 207V206H226ZM225 207V208H226ZM227 207V208H228ZM4 208H2V209H4ZM14 208H16V210L18 211V212H16L15 213V211H14ZM20 208V209H19ZM213 208V209H212ZM226 208V209H227ZM37 209H38V207H37ZM109 209V208H108ZM204 209V210H203ZM222 209H224V208H222ZM221 209V210H222ZM1 210V209H0ZM7 210L6 211H4L5 212V215H3V216H5L6 217V212H7ZM25 210V211H24ZM34 210V211H35ZM42 211V209H38V211ZM46 210H48L49 212H47L46 213ZM163 210V209H162ZM206 210V211H205ZM3 211V210H2ZM39 211V212H40ZM73 211V210H72ZM223 211H225V209L223 210ZM1 212V211H0ZM19 212H20V214L21 215H19ZM201 212L203 213L204 212V214H202V215H200L201 214ZM11 213V212H10ZM46 213V214H45ZM55 213V214H54ZM74 213V211L71 213L70 212V214L71 215H74L73 214ZM152 213V214H151ZM0 214H3L2 212L0 213ZM60 214H62L61 216H60ZM68 215V217L67 218H64V217H66L67 215ZM9 216L11 215V214H8ZM18 215V216H17ZM66 215V216H65ZM9 216H7L6 218H8ZM36 216V217H37ZM62 216H64V217H62ZM149 216V215H148ZM199 216H202L201 217V219H202V221H201V219H200V217ZM1 217H2V215H1ZM11 217H12V215H11ZM33 217V218H32ZM62 217V218H61ZM35 218V220H33ZM48 218H50L49 220H50V222H49V227L47 226V222L49 221H46ZM64 218V219H63ZM75 219V221H74V223L73 222H71L72 220L71 219ZM197 218H199V219H197ZM11 219V218H10ZM55 220V221H54ZM64 220H68V222L67 221H64ZM88 220V219H87ZM85 221V223L86 222H89L90 220V222H89V224H90V226L91 225H93V223H95L93 220L94 219H89L88 221ZM198 222L197 223V225L198 226H196V221ZM9 221V220H8ZM174 221V222H173ZM208 221V222H207ZM0 222H1V220H0ZM12 222V221H11ZM29 222V223H30ZM65 222H66V224H65ZM93 222V223H92ZM204 222H206V224L209 226H207ZM45 223V224H44ZM67 223H68V226H69V224H74V225H70V227H68V228H73V230L72 229H68L67 228ZM85 223H84V221H83V225H85ZM175 223V224H174ZM195 223V224H194ZM205 224V226H204V224ZM11 224H13V225H15L13 222L11 223ZM22 224H20V225H22ZM43 224V225H42ZM81 224V226H80V231H81V229H83L84 231H86L87 229V227H88V225H87V227L86 226H84L83 228H81L83 225ZM149 224L150 225H152V228H154L155 226H156V228H159V230L156 232V228H154V229H152L151 227H149ZM240 224H242V223H239L238 225H240ZM1 225V224H0ZM19 225V227H21ZM43 226V228H41L42 226ZM44 225H45V227H44ZM176 225V226H175ZM160 226V225H159ZM195 226H196V228H195ZM203 226H204V228H206V230H204V228H203ZM14 227H17V226H14ZM147 227H149V228H147ZM242 227L244 228V229H242ZM18 228V227H17ZM16 228V230L18 231V229H19V231H20V228H18L17 229ZM23 228V230L24 231H26L25 229ZM52 228V229H51ZM62 228V229H61ZM68 230H67V229ZM143 228V229H144ZM165 228V227H164ZM176 228V229H175ZM208 228V229H207ZM209 228H211V229H209ZM27 229V228H26ZM77 229V230H78ZM150 229V230H149ZM152 229V230H151ZM166 229V228H165ZM241 229H242V231H241ZM65 230H67L68 232H66ZM77 230H75V232H77ZM82 230V231H83ZM88 230H89V228H88ZM87 230V231H88ZM163 230V229H162ZM202 230V231H201ZM204 230V231H203ZM0 231H1V229H0ZM21 231H22V229H21ZM57 231V232H56ZM79 231V230H78ZM160 231V232H159ZM163 231H165V230H163ZM65 232V234L64 235H62L63 233ZM204 232H205V234H207V232H208V237L206 236V238H207V240H208V242H213V243H215V241L218 239V237L219 236H215V233H216V235L217 234H219L220 235V237H219V239L221 238V241L219 240V242L221 243L223 240H228L231 236H234V239L238 242L237 243V245H236V247L234 248V246L233 245H231L233 248H234V250H233V253H231L230 251L228 252H226V254L225 253H223V252H220V250H218V249H214V248H211V250L208 248V245H203L204 247H201L202 246V244L205 242V241H207L206 240V238H205V236H204ZM24 233H26V232H24ZM24 233H22L23 235H24ZM69 233V234H70ZM78 233H80V232H78ZM82 234L84 233V232H81ZM86 233V232H85ZM159 233L160 234H162V236L161 235H159ZM203 234L202 236H201V234ZM222 233H224V234H222ZM225 233L227 234L226 235V237L230 234V237L228 238H225ZM245 233V232H244ZM21 234V233H20ZM19 234V232H17V233H15V235L13 236V238H12V240H9V239H7V240H9L10 242L8 243V241L7 240H5L2 236H1V234H0V237H2L4 240L0 243L1 245H0V261H1V263H7V264H16V263H18L19 264V262H21V260H23V257L21 256V258H20V254L22 253V251L24 250V252L25 251H27V250H29V251H27V252H25V253H28V254H31L32 252H31V250L30 249H27L28 248V246H29V243L31 242V240L29 241L26 237H24L26 240H28L29 242L28 243H24L25 241H23V239L24 238H22V235H21V238L18 236L17 237V235H20ZM68 234V235H69ZM155 234V235H154ZM163 234H166V235H164L163 236ZM167 234H169L168 236H167ZM211 234H213V236L211 235ZM242 235L243 234H241V238H242ZM25 236H26V234H25ZM172 236V237H171ZM212 236V238L215 236L217 239L215 240V237L213 238V239H211V241L209 240V237H211ZM48 237V238H47ZM56 237V238H55ZM174 237V238H173ZM199 237V238H198ZM202 237V240L200 239ZM145 238H149V239H145ZM196 238H198L197 240H196ZM225 238V239H224ZM163 239V240H162ZM165 239V240H164ZM233 239V237H232V239L230 238L229 239V243L230 242H236V241H233L234 240ZM148 241L149 240V242H146V241ZM202 241L201 242V245H200V243L199 242H197V241ZM205 240V241H204ZM213 240V241H212ZM215 240V241H214ZM0 241H1V238H0ZM8 243L7 244V247L9 248H11V249H13V250H10L9 251V249L7 250L6 248H4V249H1V247L3 248V246L4 245H6V244H4V243ZM12 242V243H11ZM27 242V241H26ZM162 242V243H161ZM166 242V243H165ZM218 242V243H219ZM224 242H226V241H224ZM228 242V241H227ZM21 243V244H20ZM120 243V242H119ZM146 243V244H145ZM147 243H148V245H147ZM165 243V244H164ZM169 243V244H168ZM198 243V244H197ZM218 243H215V244H218ZM4 244V245H3ZM24 244H28V246H27V248L25 249V247H23V245ZM159 244V247L157 246ZM244 246H243V245ZM9 245V246H8ZM12 245V246H11ZM25 245V246H26ZM162 245H166V247L167 248H165V249H169L170 248V253H172L171 255H170V253H168V251H167V253H166V251H164L165 249H164V247L165 246H163V247H161ZM196 245V246H195ZM199 245V246H198ZM245 245L247 246V248H250V247H248V245H251V250L253 251H251L253 254H251V252H250V255H251V257H250V255H249V251H250V249H247L248 251V254H247V252L245 251ZM146 246V248H148V249H144V247ZM153 246H154V248L156 249V251H157V249L159 248V249H161V250H163L164 251V254H162V259L164 258V257H166V260H165V258L163 259V261L161 260V254H159L158 252L156 253V251L155 252H153L152 251V248H153ZM157 248H156V247ZM171 246V247H170ZM231 246H230V248H231ZM242 247V248H244L243 250L246 252H241V250H242V248H241V250H240V252L241 253H243V255L241 256L240 254H239V247ZM254 246V247H253ZM5 247V246H4ZM16 247V248H15ZM117 249H116V248ZM206 247H207V249H206ZM23 248V249H22ZM112 248V247H111ZM163 248V249H162ZM202 248L203 249H206V251L205 250H202ZM232 248V249H233ZM238 250H237V249ZM253 248H254V250H257V252L255 251V253H254V250H253ZM15 249V250H14ZM17 249V250H16ZM109 250H110V247L108 248ZM124 249H126V250H124ZM154 249V250H155ZM231 249V250H232ZM5 250V251H4ZM19 250H21V252L19 253ZM112 250V249H111ZM117 250V251H116ZM129 252H128V251ZM207 250H209L208 252H207ZM214 250H216V251H218V253L220 252L221 253V255L220 254H218L217 252H215ZM16 251V252H15ZM18 251V252H17ZM145 251V252H144ZM147 251V252H146ZM152 251V252H151ZM173 251H174V253H173ZM211 251V253H209ZM238 251V252H237ZM131 252H133V253H131ZM150 252L154 255V256H156L157 254H159V255H157L155 258L156 259H153L154 258V256L152 255V254H150ZM176 252V253H175ZM235 252H237L240 256H241V258L239 257V255L237 254V253H235ZM24 253V254H25ZM117 253V254H116ZM130 253V254H129ZM149 254V256L151 255L152 257H146V255H148ZM156 253V254H155ZM209 253V254H208ZM260 253V254H259ZM19 254V255H18ZM119 254V255H118ZM132 254V255H131ZM199 254L201 255V256H199ZM224 254V255H223ZM227 254H229V255H232L231 257L228 255L227 256ZM237 254V257L239 258V260H238V258L236 259V257H235V255ZM245 254H247V256H248V259H250V261L248 260V259H245V257H244V255ZM258 256V255H260V256H256V255ZM264 254V253H263ZM23 255V254H22ZM170 255V256H169ZM209 255V256H208ZM24 257H26V261L27 262H29V259H28V257H30V256H28V255H23ZM164 256V257H163ZM173 256H175V258L173 257ZM223 258V260H225V261H223L222 260V258ZM224 256L225 257H228V259L226 260V258H224ZM247 256H246V258H247ZM256 256V257H255ZM264 256V255H263ZM118 257L119 258H121V259H123L124 258V261L122 262L120 259H118ZM130 257H132L130 260H129V258ZM142 259H141V258ZM167 257H168V259H167ZM201 257V258H200ZM229 257L230 258H232V259H229ZM250 257V258H249ZM261 259H260V258ZM128 258V259H127ZM149 258H151L152 260H153V262H152V260L150 261L149 260ZM159 258H160V261H159ZM220 258H221V260H220ZM237 260V261H239L238 263H237V261L235 260V259ZM254 258V259H253ZM117 259V261L115 262V260ZM136 259V260H135ZM140 259V260H139ZM174 259V260H173ZM200 259V260H199ZM211 259V260H210ZM218 259V260H217ZM242 259H244V261L242 260ZM252 259L254 260L253 262H252ZM256 259H258V261L256 260ZM131 261V262H129V261ZM141 260H143V261H141ZM157 260V262H154V261H156ZM202 260V261H201ZM228 260H229V262H228ZM234 260V263L232 262ZM256 260V261H255ZM25 260L23 261L24 263L26 262ZM118 261H120V262H118ZM134 261V262H133ZM136 261V262H135ZM231 261V262H230ZM148 262V263H147ZM151 262V263H150ZM0 263V264H1ZM111 263V264H112ZM164 263V264H165ZM257 263H255V264H257ZM20 264H22V263H20ZM27 264H30V262L29 263H27ZM167 264V263H166ZM261 264H264V263H261Z\"/></svg>",
	"mask_w": 264,
	"mask_h": 264
}]
</instances>
